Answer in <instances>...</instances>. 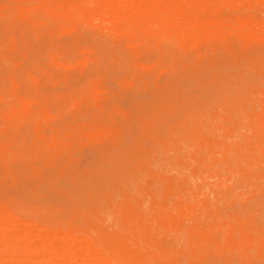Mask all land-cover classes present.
Listing matches in <instances>:
<instances>
[{
  "label": "bare ground",
  "instance_id": "bare-ground-1",
  "mask_svg": "<svg viewBox=\"0 0 264 264\" xmlns=\"http://www.w3.org/2000/svg\"><path fill=\"white\" fill-rule=\"evenodd\" d=\"M4 2V1H8V0H1L0 2ZM24 1H25V4H24ZM26 1H28V3H30L29 5H31V3H32V6H33V4L34 3H36L37 4V6L34 8V6H33V8L32 7H28V8H26L27 6H29V5H27L26 7H24L23 6V4L24 5H26ZM4 3H6V2H4ZM23 3V4H22ZM1 4V3H0ZM36 4H34V5H36ZM226 6H228L229 8H231V10L230 11H233V12H237V14H238V16H237V14H236V12H235V16H233V17H224V13L222 12L223 10V7H225V9H227L226 8ZM255 7H260V9L261 10H263L264 9V0H9L8 1V3H7V5L5 4V5H3V6H1L0 5V23H1V20H2V22L4 21L5 23H3L4 25L6 24V26H4V25H0V29L1 28H3L2 30H0L1 32L4 30V28H13L14 27V23L16 22V23H18V21L19 22H21V24L23 23V19H31V18H33V16H34V19L36 18V22L38 23V29L39 28H41L42 29V27H44L45 29L46 28H53L54 30H51V32L53 31H55V30H58V31H56V32H54V34L56 33H58L57 35H59L61 32L63 33V31L62 30H64V28H72V24H71V26H70V21H77V24H80V25H82V27H85V29L86 28H90L91 26H89V24H87L88 22H90L91 21V23L92 22H94V25H96L95 23H98L97 25L100 27V28H106V29H103L105 32H107L108 30H109V32L111 33V34H113V32H126V31H128L129 33H131V35H133L131 38H130V40L128 39V42H127V49H125L124 51H128V46L129 47H133L134 45V47H136V44L138 45L137 46V49H140V46L142 45V46H144V47H148V45L150 44H146V42H148V40L147 39H153V38H155L156 39V37L158 36L159 37V35H160V37H161V35L162 34H164V36H166L167 35V37H166V39L168 38V40H170V41H172V39L170 38L171 37V33L173 34V35H180V32L181 31H183L184 29H186V28H189V29H191V30H187V32H186V34H184V32L186 31H183V34L187 37V39H188V41H185V40H183V37L180 35V37H182L180 40V43H178L179 45H176L175 44V46H173L172 45V49H173V47H177L176 49L177 50H180L181 48H182V50L183 51H186V52H188L187 51V49H185V48H190V49H195V48H198V46H199V44H201L202 43V45L204 44V43H206L207 42V40H208V47H209V45H212L213 46V43H216V41H217V39H220L219 38V35L217 36V34H219V33H221V31L222 32H224V30L226 29V31L229 29V34L232 32L233 34H230V36L232 35V36H235L234 34L236 33V35L238 36V38H236L237 36H235V37H230L229 36V34H228V36H229V39H232V40H240L239 41V44H240V42H246V41H250V38L252 37V35L254 34H257V33H260V36L259 35H256V38L254 37V39H255V42H257V44H258V37L257 36H259V41L261 42L260 44H262L263 42H264V23L263 24H261L262 25V27H261V25H258V24H256L255 22H256V19H253V18H251L250 17V15H245V12H242V14L243 15H240L239 16V14H240V12L241 11H243V10H246V9H253V8H255ZM228 10V9H227ZM227 10H224L225 12L227 11ZM255 10H258V9H255ZM260 10V11H261ZM247 11H249V10H247ZM254 11V10H253ZM258 12H259V10H258ZM251 13V12H250ZM261 14H262V11L260 12ZM246 14H247V12H246ZM263 14H264V11H263ZM261 18V17H260ZM259 18V19H260ZM264 18V17H263ZM263 18H261L262 19V21H264V19ZM18 19V20H17ZM20 19H22V20H20ZM34 19H33V21L32 22H34ZM258 19V18H257ZM260 19V20H261ZM14 20H16L15 22H14ZM32 20V19H31ZM182 20V21H181ZM260 20H258L257 22H259ZM8 21H9V23H8ZM10 21L12 22L13 21V23H12V25L10 24ZM180 22H181V24H180ZM15 23V27L16 28H18V30H19V27H18V25ZM7 24H9V25H11V27L10 26H7ZM19 24V23H18ZM20 24V26H22ZM24 24V23H23ZM35 22L33 23V25L35 26ZM75 24V23H74ZM83 24H84V26H83ZM93 24V23H92ZM30 25H32V24H30ZM33 25L32 26H30L31 28H29V30L27 31V30H25V31H21L22 33H24V32H27V34L25 33L24 35H22L23 36V38H24V36H26L27 35V37H29V36H31L30 38H32V33L30 34L29 32H30V30L32 29L33 30ZM87 25H88V27H87ZM255 25L258 27V29L260 30L259 32H257V28L255 27ZM2 26H4V27H2ZM40 26V27H39ZM14 27V28H15ZM24 27V26H23ZM81 27V28H82ZM95 27H97V26H95ZM15 28V29H16ZM26 28V27H25ZM92 28V27H91ZM178 28H180L179 30H180V32L177 30ZM183 28V29H182ZM192 28H198V30H199V28H201V31L199 30L198 31V34L197 35H190V32H193V30L194 29H192ZM212 28H214V31H213V29ZM224 28V29H223ZM228 28V29H227ZM256 28V29H255ZM40 29V30H41ZM62 29V30H61ZM83 30H84V28H82ZM96 29H98V28H96ZM231 29L232 30H234V31H231ZM254 29L256 30V31H254ZM8 30V29H7ZM7 30H6V32H7ZM18 30H17V32H18ZM60 30H61V32H60ZM79 30H80V27H79ZM83 30H81V31H83ZM152 30V31H151ZM174 30H177V32H175ZM15 31V30H14ZM43 30H41V32H42ZM81 31H78V32H81ZM94 31H96L95 29H94ZM195 31V30H194ZM231 31V32H230ZM5 32V31H4ZM3 32V33H4ZM5 32V33H6ZM20 32V31H19ZM20 32V33H21ZM38 32H40L39 30H38ZM52 32V33H53ZM60 32V33H59ZM68 32V31H67ZM70 32H75V30L74 31H70ZM85 32L86 31H84V32H82V33H84L85 34ZM149 32H152V34H155L154 36H156L157 35V33H161V34H158L156 37H151V33H150V36L149 37H147V35L149 34ZM155 32V33H154ZM157 32V33H156ZM177 33V34H175V33ZM199 32H201V33H199ZM257 32V33H256ZM15 33V32H14ZM13 33V34H14ZM37 33V32H36ZM35 33V34H36ZM86 33H89V30L86 32ZM195 33V32H194ZM193 33V34H194ZM1 34V33H0ZM9 34H11L10 33V31L8 32V34H7V36L9 35ZM29 34V35H28ZM34 33H33V35H35ZM50 34V33H49ZM67 34V33H66ZM68 34H69V32H68ZM192 34V33H191ZM222 35L223 34H225L226 35V37H227V32L225 33H221ZM220 34V35H221ZM2 36H1V38H0V40H2V39H5V36L4 35H6V34H1ZM41 35H43V34H41ZM46 35H47V33H45V37H46ZM146 36V39H145V36ZM206 35V36H205ZM225 35H223V36H221V37H223V39H224V36ZM14 36V35H13ZM35 36H37V35H35ZM39 36H40V34H39ZM55 36V35H54ZM83 36V35H82ZM82 36L79 38L80 40H81V38H82ZM164 36L162 35V37H161V39H158V40H162L161 42H163L164 41V43H165V38H164ZM15 37H17L16 39L18 40V39H20V37H21V35L19 36V34L17 35V33H16V36ZM15 37H12V38H14L15 39ZM42 37V36H41ZM56 37V36H55ZM58 37V36H57ZM60 37H61V35H60ZM73 36L71 35V38H72ZM91 37V36H90ZM112 37H115V35L114 36H112ZM157 37V38H158ZM193 38V39H191V40H189V38ZM202 37H208V38H211V39H207L206 40V38H204L203 40H204V42H202L203 40H202ZM225 37V38H226ZM28 39L29 41H28V43H29V45H30V42H33V41H36L37 40V38L36 39H33L32 38V40L33 41H30L31 39ZM47 39L49 38V37H46ZM70 38V39H71ZM74 38V37H73ZM170 38V39H169ZM234 38H236V39H234ZM16 39H15V41L12 39V40H10V38L8 37V40H10L9 42H7V43H4V44H8V45H10V47H15L16 46V43L19 41V43L22 41V43H21V46H22V48H25L24 50H28L27 49V47L26 46H24V42H25V40H18L17 42H16ZM39 39V38H38ZM41 39V38H40ZM39 39V40H40ZM45 39V38H44ZM47 39H45L46 41H48ZM61 39H62V37H61ZM64 39V38H63ZM103 39L105 40V36L103 37ZM151 39V40H152ZM155 39H153V40H155ZM176 39H177V41H178V37H176L174 40H175V42H174V40H173V42L174 43H176ZM254 39L252 40V38H251V40H252V42H250V43H247V44H245L244 43V46H247V47H250L249 46V44H251V43H253V41H254ZM256 39H257V41H256ZM6 40V39H5ZM39 40H37V43L39 42ZM53 40H55V39H53ZM66 40H69L68 38L66 39ZM157 40V39H156ZM200 40H202V41H200ZM41 42H44V41H42V40H40ZM69 41H71V40H69ZM83 40H81L80 42H82ZM169 41V42H170ZM219 41V40H218ZM224 41V40H223ZM52 42H54V41H52ZM59 42H63V41H59ZM79 42V43H80ZM84 42V41H83ZM81 43V45L82 44H87V43ZM150 42V41H149ZM153 42V41H152ZM156 42V41H155ZM159 42V41H158ZM167 42V41H166ZM201 42V43H200ZM24 43V44H23ZM27 43V44H28ZM55 43H56V41H55ZM78 43V42H77ZM94 43V42H93ZM98 43V42H97ZM101 43L102 42H99L98 44L99 45H101ZM136 43V44H135ZM168 43V42H167ZM219 43H222V41L220 40V42ZM18 44V43H17ZM27 44H25V45H27ZM40 44V43H39ZM68 45L70 44V43H67ZM75 44V43H74ZM73 44V45H74ZM103 44H105V43H103ZM108 44H109V42H108ZM153 44H154V42H153ZM163 44V43H162ZM255 44V43H254ZM7 45V46H8ZM20 45V44H19ZM34 45H35V43H34ZM37 45V44H36ZM35 45V46H36ZM46 45V44H45ZM62 45V44H61ZM119 45V44H118ZM154 45H156V44H154ZM168 46L169 45H171V43H169V44H167ZM217 45H219V44H217ZM241 45H243V44H241ZM239 46V47H241L242 48V46ZM263 45V44H262ZM3 46V45H2ZM7 46H6V48H7ZM39 46V45H38ZM42 46H44V44L42 45ZM55 46H58L57 44L55 45ZM54 46V47H55ZM71 46H72V44H71ZM83 46V45H82ZM81 46V47H82ZM96 46V42L94 43V46L91 48L90 47V45L88 46V45H86L85 47H86V49L84 50L85 52H86V50H90L89 51V53L88 54H90V52H91V54H92V56H90V57H86V56H84V58L83 57H81V54H78V56L75 54V52H73L72 50H71V47L69 48L70 49V52L71 53H73V54H75L77 57H79V55H80V59H84V61L83 60H81V63H82V61H83V63L82 64H84V66L86 65V68L89 66L90 68L92 67L93 68V66H101V65H99V64H96L95 63V65L94 64H92V62L93 61H91V60H96V57H97V59H98V54H97V52H94V51H99L98 50V45H97V47L96 48H94ZM106 46L107 45H105V48H106ZM110 46V45H109ZM164 46V45H163ZM165 46H166V43H165ZM165 46H164V49H165ZM179 46H181V47H179ZM204 46V45H203ZM19 47V46H18ZM18 47H16L15 49H17V50H19V48ZM31 47V46H30ZM34 47V46H33ZM45 47V46H44ZM52 47V46H51ZM62 47H63V45H62ZM65 47V46H64ZM67 47V46H66ZM69 47V46H68ZM67 47V48H68ZM80 47V49H81V53H83L84 51H83V48H81ZM87 47H89V49L87 48ZM100 47H102V45L100 46ZM154 47L155 46H151V48H153V50H154ZM179 47V48H178ZM213 47H215V45L213 46ZM263 47H264V45H263ZM262 47V48H263ZM5 48V49H6ZM53 48V47H52ZM74 48V47H73ZM78 48H79V46H78ZM91 48V49H90ZM104 48V47H103ZM102 48V50H104ZM204 48H207V47H204ZM204 48H202L203 49V53H205V52H207V51H204ZM212 48V47H211ZM245 47H243V49H244ZM1 50H3L4 48H0ZM5 49L3 50V51H5ZM7 49H9V50H7L8 52L9 51H11L12 49H10L9 47L7 48ZM44 49V48H43ZM45 49H46V47H45ZM51 49V48H50ZM54 49V48H53ZM52 49V50H53ZM64 49V48H63ZM92 49H93V51H92ZM95 49V50H94ZM100 49V48H99ZM123 49H124V47H123ZM122 48H121V50H123ZM157 49H163V47L161 46V43H157V46H156V50ZM164 49H163V52H164ZM185 49V50H184ZM248 49V48H247ZM131 50V49H130ZM189 50V49H188ZM211 50V49H210ZM235 50V49H234ZM238 50V49H237ZM249 50V49H248ZM247 50V53H249V51ZM261 50V49H260ZM19 51H21V50H19ZM62 51H64V50H62ZM76 51V50H75ZM87 51V52H88ZM123 51V52H124ZM174 51H176V50H174ZM216 51V50H212V51H210L209 52V54H211V53H214V52ZM8 52H6L7 54H8ZM15 52V54H16V52L17 51H14ZM24 52V51H23ZM30 52H32V51H30ZM37 53H39L38 51H36ZM53 52V51H52ZM55 52H57V51H55ZM54 52V53H55ZM69 52V53H70ZM77 52H79V51H77ZM104 52V51H103ZM123 52H120L121 53V55H120V53H118L117 54V52H115V55L117 54V56L119 57V55L121 56V58L119 57V60H121V59H123L122 58V56H123ZM134 52V51H133ZM144 52H146V51H144ZM149 52V51H148ZM150 52H152V51H150ZM168 52H169V50H168ZM171 52H173V51H171ZM190 52V51H189ZM188 52V53H189ZM231 52V51H230ZM229 52V53H230ZM237 52V51H236ZM254 52H256V51H254ZM254 52L252 51L251 53H249V54H251V55H253V57L256 59V57L254 56ZM258 52V51H257ZM255 53V55H258V56H264V54L262 53V52H264V51H262L261 50V52H260V55L258 54V53ZM12 54H13V52H11ZM20 53V52H19ZM22 53V52H21ZM26 55L25 56H27L28 54H29V52L28 51H26ZM34 53V52H33ZM33 53H31V54H29L28 56H30V57H32V56H34L33 58L35 59V62L36 61H39L38 59H39V57H37L36 55H33ZM66 53H67V51H66ZM68 53V54H69ZM110 53H112V51L111 52H109V54ZM138 53V52H137ZM136 53V51H135V55L137 54ZM139 53H141V51L139 52ZM139 53H138V55H139ZM216 53H219L218 52V50L216 51ZM223 52H221V54H222ZM253 53V54H252ZM1 54V53H0ZM42 54H44V53H42ZM46 54H48V58L50 59V61H47L46 63H50L52 60H55V56L57 55V53H55V56H54V54L53 53H51V52H48V53H45V56H46ZM59 54V53H58ZM73 54H69V56H71V57H69L68 59H72V60H70L71 61V63H72V61H73V58H76V56L75 57H73ZM87 54V55H88ZM99 54H101V53H99ZM105 53H103V55H104ZM108 54V53H107ZM124 54H125V52H124ZM150 54H152V53H150ZM157 55V53H155L154 52V55ZM207 54H208V52H207ZM11 55V54H10ZM22 55H24V54H21V57H22ZM32 55V56H31ZM102 55V54H101ZM102 55V57L101 58H104V56ZM126 55V54H125ZM128 55V54H127ZM125 56V58L123 59V61L124 60H129L130 58H132V54H131V56ZM137 55V56H138ZM165 54H163L162 56H164ZM169 55H171V53L169 54ZM179 55L180 56H182V54L181 53H179ZM175 56L176 58L178 57V58H180V59H178L177 60V63L178 64H180L181 65V63H179V61L181 60V57L180 56ZM189 55V54H188ZM200 53L199 52H197V56L198 57H200ZM17 56V55H16ZM15 56V58H16V60H19V56L20 55H18V58ZM28 56H27V60H26V58H25V62L27 63L28 62ZM42 57V58H40V60L42 59L43 60V58H44V60L46 59L47 60V57ZM63 56V55H62ZM83 56V55H82ZM184 53H183V57L182 58H184ZM202 56V55H201ZM220 56V55H219ZM11 57H12V55H11ZM20 57V60H19V63L21 64V60H23L24 59V57L23 58H21ZM56 57H58V56H56ZM59 57H61V56H59ZM58 57V63L59 64H56L57 65V67L63 62L60 58ZM65 57H67V56H65ZM107 57V56H106ZM128 57V58H127ZM166 57V60L168 59L167 57L168 56H165ZM164 57V58H165ZM169 57H171V56H169ZM175 57L173 58V57H171L172 59H174V60H176L175 59ZM195 57H196V55H195ZM204 57V56H203ZM205 57H207L208 58V56H205ZM228 57V56H227ZM231 57V56H230ZM246 57V56H245ZM4 57H2L1 56V60H4L3 62H1V60H0V63L1 64H3V65H1L2 67L1 68H4V69H6V71L8 70L7 68H8V65L7 64H10L11 62L9 61V60H6V59H3ZM14 58V57H13ZM14 58V59H15ZM62 59H63V57H61ZM100 58V59H101ZM109 59H110V55H109V57H108ZM108 58H105V60L106 59H108ZM207 58H205V62L204 63H206V60H207ZM215 57L213 56V58H211V61L210 62H212V59H214ZM77 59V58H76ZM99 59V60H100ZM160 59V58H159ZM162 59H163V57H162ZM171 59V60H172ZM187 59V58H186ZM185 59V60H186ZM192 59V58H191ZM204 59V58H203ZM215 59H217V57L215 58ZM255 59H253V60H251V61H253V64L254 63H256V61H254ZM258 59V58H257ZM262 59V58H261ZM15 60V61H16ZM32 60V59H31ZM60 60V61H59ZM78 60V64L80 65V61H79V58L77 59ZM117 61V63L118 62H121V64L123 65L124 63L122 62V61ZM154 61L156 60V59H153ZM165 60V59H164ZM164 60H161V62H163V63H166V62H164ZM171 60L169 61L170 63H171ZM188 60V59H187ZM194 60H196V58L194 59L193 58V61ZM207 60V61H208ZM232 60V59H231ZM246 61H247V58L245 59ZM245 60H243V63H245L244 61ZM7 61H9L10 63H7L6 64V62ZM91 61V65H93V66H91V65H89L90 63H88V62H90ZM97 61V60H96ZM101 61V60H100ZM108 61V60H107ZM110 61H111V59H110ZM184 61V60H183ZM190 61V60H189ZM204 61V60H203ZM209 61H208V63H209ZM250 61V60H249ZM5 62V63H4ZM17 62V61H16ZM29 62H30V60H29ZM28 62V63H29ZM31 62H33V63H35L34 61H31ZM112 62V61H111ZM124 62H126V61H124ZM147 62V61H146ZM168 62V63H169ZM186 62V61H185ZM191 62H192V60H191ZM191 62H189V63H191ZM202 62V61H201ZM233 62V61H232ZM242 62V61H241ZM257 62L259 63L260 62V58L257 60ZM36 63H38V62H36ZM35 63V64H36ZM70 63V62H69ZM69 63H66V64H64V65H68ZM70 63V64H71ZM94 63V62H93ZM98 63V62H97ZM155 62H153V64H154ZM159 63V62H158ZM158 63H155L154 65H158ZM170 63L169 64H167L168 66H166V67H169V66H172V67H170L171 68V70H170V68H166L165 66H163L162 65V68L163 67H165V68H163V70H162V68H160V66H159V68L158 69H160L161 70V72H163V71H165L166 72V70L165 69H168L167 70V72H166V74H168V76L169 75H171L172 76V80H173V78L174 77H176V76H174V74L176 75V73L175 72H177L178 70H180L181 71V69L183 68L182 66H184V65H179L178 67H181V69L180 68H178V70L176 71V69H177V66H173V65H170ZM176 63V64H177ZM187 63V62H186ZM194 63V62H193ZM192 63V64H193ZM198 63V62H197ZM196 63V64H197ZM203 63V62H202ZM207 63V64H208ZM216 63V62H215ZM223 63V62H222ZM227 63H228V61H227ZM225 64V62H224V64H221V68H222V66L223 65H228V64ZM230 63V62H229ZM252 63V62H251ZM7 66V67H5V65ZM11 64H14V63H11ZM22 64L24 65L25 63L24 62H22ZM30 64V63H29ZM29 64H25L26 66H28ZM69 64V65H70ZM75 64L77 65V62H75ZM75 64H73L74 65V67L72 66V65H70L72 68L71 69H74L75 67H77V66H75ZM150 64H151V62H150ZM152 64V66H154ZM175 64V63H174ZM177 64V65H178ZM211 64V63H210ZM210 64H208V66L210 65ZM233 64V63H232ZM14 65H16V64H14ZM22 65V66H23ZM39 65V64H38ZM41 65V64H40ZM44 64H42V66H43ZM56 65H54V66H56ZM62 65V67L61 66H59L58 68L60 69V71L63 69V64H61ZM122 65H120V66H122ZM143 65H145V64H143ZM164 65H166V64H164ZM188 65H190V64H188L187 63V66ZM194 65H195V63H194ZM212 65V64H211ZM231 65V64H230ZM4 66V67H3ZM11 67H13L12 65H10ZM22 66H21V68H22ZM32 66V65H31ZM41 66V67H42ZM46 66H47V64H46ZM66 66H64L66 69H67V67ZM82 66V65H81ZM95 66V67H96ZM137 66V65H136ZM134 67V69H136V68H138V67ZM185 66H186V64H185ZM203 66V65H202ZM208 66H203L201 69V71L200 72H196L197 73V75L196 74H191L192 75V77L193 76H195V77H193L192 78V86H194L193 87V89L195 90V91H193V89L191 88V85H186V83L188 82H185V85L187 86V88H190V89H192V90H189V91H192V92H189L185 87V89L186 90H184L183 91V93L185 94V96H184V98H182L181 99V96L183 97V95L181 94V96H179L180 97V99H177V98H175V94L173 95L174 96V99H176V100H173L171 97H173L171 94H170V96H168V95H166L165 97H164V99H163V101L159 104V105H155V106H153V101H154V96H149V97H153V101H152V108L150 109V110H148L150 113H148V117L146 116V114H144V112H143V116L141 115V119L142 118H144V116H146L145 117V119L147 120V122L145 121V122H143L142 123V125H141V123L139 122V125H141L140 126V128H139V126H137L136 127V123L138 122L136 119V117L137 116H139L140 115V113L138 114V115H136V119L134 118V116H132L133 117V119H135L136 120V123H135V126L134 127H136V128H139V129H136L135 130V133H136V131H137V134H136V136L134 135V131L132 130V128H131V130H129L128 131V134L129 135H127V133H126V135L128 136V139H126V140H123L124 139V137H126V136H121L122 138H120L119 136H117V134H115L117 137H119L118 139H120L119 141V146H117V152L116 153H112V156L110 155V157H108L107 159H106V154L104 155L103 153V156L105 157V158H102V157H100L101 159L99 160V161H97L96 162V165L89 171H87V169H86V171L87 172H89L88 174H86L85 175V177H77V176H75V178H70V177H66V176H69L70 174H71V176H72V173L73 172H71V173H68L67 175H66V172L64 171V173H65V177L64 176H61L60 177V173L61 172H57V171H59L58 169L57 170H52L51 169V171H54L55 173H58V177H57V175H56V177L55 178H58V181H60L59 180V177L60 178H62L63 177V180H62V182H63V184H62V182L61 183H59V185H56V184H58L57 182H55V181H57L54 177V180H53V178L52 179H50L53 175H51V174H49L48 175V178H46L47 180H49L48 182H49V184L51 183V185H56L53 189V191H55L56 190V188H57V193H55L56 195L55 196H53L52 197V195H54V193L52 194V193H48L47 195L48 196H46L45 195V197H47L48 198V200L47 201H49V199H51V201H53L54 199H56V201L54 202V203H49V202H47L46 203V200H45V197H44V193H43V191H42V193H41V190L40 191H38L39 193H40V195H35V197L34 198H30V199H28V198H26V195H28L29 197H31L30 196V194L29 193H27L26 195H25V199H28V202H30V200L32 201V203H30V204H32V206H33V210L35 211V209L36 208H38L37 210H39V208L41 207V206H43V208H40V209H46L45 211H47L48 209H49V211H47L46 213H48V212H50V211H54V212H52L51 214H53L54 215V213L55 212H58V210H59V212L61 213L60 215H64V213H65V215L67 214V212H69L68 211V209L70 208L68 205V207L67 206H65V204L63 205V203H62V201L63 200H61V198H62V196H61V198H60V194H62V195H64V197L62 198V199H65V198H67V199H74V198H77L78 196H77V192H79V198H80V201H81V208L80 207H76L75 208V210L74 209H72V212H73V210H74V214H78V215H81L83 218H81V217H79L78 216V218H81L82 219V221L85 219V220H89V223L92 221L93 222V224H96V222L94 221V220H92L93 218H95V219H101V218H109L110 219V217H105V216H108V213H111V212H113L115 215L117 214V215H119V217H120V212H124V213H127L126 211H127V209H126V211H124V209L125 208H123V206L125 207L127 204H130V202H128V201H126L125 200V197L128 195V193H126V194H121V192L125 189V191L127 190V189H130L131 190V192H132V190L134 189V191L135 190H137L136 191V193H138L139 195H136V196H140L141 194V192H138V190H140V188H141V182H142V184H145L142 180H144L145 181V179L147 178V177H154V179L156 178H159V176H160V174H162L163 173V176H168V174H171L170 172L167 174L166 172V174L167 175H165V173L163 172V171H165V169L168 167H170V168H172V170H174L173 168H175V169H180L181 167L183 168V166H186L185 165V163L183 164V166H181L182 165V161L180 162V160H186L185 158H187V160L188 161H186V162H189L190 163V161L189 160H191L192 162H193V158H194V160L196 161L195 163L197 164V165H192L191 166V164H194V163H192L191 162V164H189L188 165V163H187V165L188 166H191V167H193V166H196V169H195V171H199V170H202V168H203V170H204V167L205 166H207L208 167V169H209V171L212 173L213 172V168L214 169H216L217 170V173L215 172V170H214V172L212 173V174H210V172L208 173V175L210 174V176H208L207 174H206V170H207V168L205 169V171H201V172H203V174H202V177L203 176H205V175H207L208 176V178H210L209 180H211V178H212V180L211 181H215L213 184H215L216 182H219L218 181V179H215V178H218V174H220V172H221V174L220 175H224L225 176V174L227 175L228 173H230V172H232V173H230V175L228 174L227 175V179L225 178V179H223V181L225 180V182L228 180V182L230 181V183L232 184H234V183H236V185H239L240 183L242 184L243 183V185H239L240 187H238L239 189L243 186V188L245 189V187H246V190L244 191V189L243 188H241V190H243V192L241 191V190H237L238 188L236 187V185H233V186H235L237 189H235L234 190V188L233 187H228L227 189H226V191L227 190H229V192H230V190H231V194L229 193V192H226V191H224L225 193L224 194H226V195H223L222 196V199H225V200H227V199H234L235 200V198H237V200H236V203L237 202H239L241 199L240 198H243V200H244V198H247L246 199V202L248 203V202H250L249 201V199H248V195H252V194H255V196L257 197L258 195H256L257 194V192H259L260 193V197L261 196H264V195H261V194H264V82H262V81H260V83H257L259 80H261V79H258V81H255L254 82V78H253V75L255 74L254 72H258L257 70L256 71H254L253 73L254 74H252V69H251V67L250 68H248V66L246 67V70H244V68H242V67H240L241 69H239V72H238V74H229V71L228 72H226L227 74H228V76L226 75L225 76V74L226 73H224L223 71L224 70H222V69H219V67L215 64V68L214 67H208ZM233 66H235V65H233ZM239 66H241V64L240 65H238V67ZM260 66H261V64H260ZM11 67H9L10 68V70H14L13 72L15 73V75H17L16 77L17 78H15V76H14V79L12 78V79H10V77L8 78V81H9V79H10V81H9V83H10V86H9V84L8 83H5V82H3L2 81V84L4 85V86H2V84H1V82H0V84H1V87H0V89H2L3 87H5V85L6 84H8V85H6L7 87H8V90H7V87H5V89L6 90H3L4 92L6 91H9L7 94H8V99L10 100V99H12V100H10L11 102L10 103H6V101L8 100L7 99V94H5V93H2L3 95H5V96H3V95H0V116H1V118H0V121H1V119L3 118L4 120H5V122H3L4 120H2L1 121V125H0V129H2V125H5L6 127H7V129H9L10 130V125H8V124H10V123H16V125L18 126V128L20 129V131H19V133H21V131H22V129L24 130V124L23 123H25V127H27L26 125H28V123L30 122V121H28V123H26V121H27V117L29 118V113H30V109H29V107H30V105H33V104H38L37 105V108L41 105V103H42V100L41 101H39L40 99L38 98V97H36V98H31V100H30V95H32V94H30L29 96L28 95H26V98L28 97V99L30 100V101H28V100H26V99H24V98H22V96L25 94V93H22V96H21V94H20V92H23L25 89L24 88H27V87H29V88H32V86L33 85H35V84H33L34 82L35 83H37V81L35 80V79H32V78H30V77H35V78H39L40 76H39V74L41 73V71L43 70V69H41L40 70V68H37V67H35V68H33V67H29L30 68V71H31V69H34L33 70V72L35 71L36 72V70H37V72L40 70V72H34V74H36V75H29L28 77L27 76H25V77H22V76H20L21 74H23V73H21V71L22 70H24V69H18L19 67H17V65L15 66V67H17L16 69H18V71L20 72V74H19V76H20V79H24V78H26L27 80L28 79H30V81L31 80H33L32 81V84L33 85H31V87H30V82H29V80H28V83L26 82H24L25 83V85H23V82H21L22 80H20V82L21 83H19V79H18V72H17V70L16 69H11ZM44 67H45V65H44ZM44 67H42V68H44ZM48 67V66H47ZM47 67H45L44 68V70L46 69L47 70ZM127 67V63L125 64V66H124V71L126 72L127 71V69H128V67H127V69H125ZM174 67V68H173ZM189 67V69H191L193 66H188ZM188 67H186V69L185 70H187V68ZM216 67H218V68H216ZM0 68V69H1ZM52 68H54V67H52ZM51 68V70H53ZM62 68V69H61ZM68 68H69V66H68ZM91 68V70L93 71V69ZM100 68V67H99ZM98 68V70H94L95 71V73L98 71L99 72V70L101 69L102 70V66H101V68L99 69ZM172 68L174 69L173 71H172ZM176 68V69H175ZM230 67L229 66H227L226 68H224V69H228V70H235L234 72H236V70L237 69H229ZM233 68V67H232ZM255 68V67H254ZM260 68H262V67H260ZM27 69V68H26ZM39 69V70H38ZM49 70H47V73H50L49 71H50V67L48 68ZM55 69V68H54ZM65 69V70H66ZM134 69H132V71H131V73L133 72V70ZM153 69V68H152ZM219 69V70H218ZM249 69V70H248ZM251 69V70H250ZM28 70V69H27ZM45 70V71H46ZM65 70L63 69L62 70V73L63 72H65ZM81 70V69H80ZM90 69H88L87 68V71H86V69H85V72H84V75L86 74V77L87 76H91V73L89 72V71H91ZM100 70V71H101ZM123 70V69H122ZM121 70V71H122ZM184 70V71H185ZM192 70V69H191ZM220 70H222V71H220ZM262 70V69H261ZM0 71H4V70H0ZM29 71V70H28ZM45 71H42V73L43 72H45ZM103 71H104V68H103ZM123 71V72H124ZM130 71V70H129ZM159 71V70H158ZM157 71V72H158ZM183 71V72H184ZM33 72H32V74H33ZM56 72H58L57 71V69H56ZM79 72V71H78ZM90 73V74H88V73ZM105 72H106V69H105ZM105 72H103L104 74H106ZM122 72V73H123ZM125 72H124V74H125ZM160 72V71H159ZM158 72V73H159ZM160 72V73H161ZM165 72H164V74H162L163 76H164V78H163V80L164 79H167V76L165 75ZM169 72H172V74L170 73L169 74ZM173 72H174V74H173ZM186 72H189V71H186ZM185 72V73H186ZM221 72H223L224 74L222 75L221 74ZM9 73V72H8ZM8 73H6V72H4V74H7L8 75ZM24 73L25 74H27V72L26 71H24ZM55 73V72H54ZM53 73V74H54ZM62 73L60 74L61 76H62ZM94 73V74H95ZM102 73V72H101ZM130 72L129 73H127V74H125L124 76H125V78L124 79H126V80H130V79H128L129 78V74H131ZM159 73V74H160ZM3 73L2 74H0V75H2V76H4V77H6L5 75H4ZM53 74H52V76H53ZM88 74V75H87ZM43 75H45L44 73H43ZM42 75V76H43ZM51 75V74H50ZM49 75V77H51ZM97 75V74H96ZM99 75H100V72H99ZM103 75V74H102ZM123 75V74H122ZM156 76L155 77H158L157 76V73L155 74ZM179 75H181V74H179ZM183 75H184V73H183ZM187 75H189V73H187ZM190 75V76H191ZM8 76H12L11 74L10 75H8ZM38 76V77H37ZM47 77H48V75H46ZM59 75H57V77H58ZM127 76H128V78H127ZM166 76V77H165ZM189 76V77H190ZM255 76V75H254ZM257 76V75H256ZM255 76V77H256ZM22 77V78H21ZM45 78V76H44V78H39V79H41V81L43 82L44 80L43 79H46V81L44 82V83H46V85L45 86H47V79H49V81H48V85L51 83V82H54V81H51L50 80V78ZM96 76H94L93 78H95ZM122 77V76H121ZM120 76L117 78V76L115 77L116 78V80H118L119 78H121ZM131 77H132V74H131ZM184 77H185V75H184ZM224 77V79H222ZM55 78V77H54ZM71 78H73V77H71ZM70 78V79H71ZM83 78L85 79V77L83 76ZM180 78L181 77H179V79H178V77H177V79L178 80H180ZM186 78V77H185ZM191 78V77H190ZM219 78L221 79V81H219ZM257 78H258V76H257ZM256 78V79H257ZM262 79L264 78V76H262L261 77ZM6 79V78H5ZM38 79V80H39ZM58 79H61L60 77H58ZM63 79V78H62ZM77 79V78H76ZM96 79V78H95ZM95 79H94V82H96L95 81ZM102 79H103V77H102ZM136 79V78H135ZM135 79H133L135 82H137ZM154 79V78H153ZM181 79H183V78H181ZM187 80L189 79V78H186ZM0 80H2L1 79V77H0ZM7 80V79H6ZM5 80V81H6ZM25 80V79H24ZM54 80H56V78L54 79ZM81 80V79H80ZM86 80H87V78H86ZM121 80H123V77L121 78ZM132 80V79H131ZM133 80H132V83L134 84V82H133ZM139 80H141V79H139ZM138 80V81H139ZM152 80V79H151ZM159 80H162V79H159ZM162 80V81H163ZM178 80H173L174 81V83H175V81H177V83H178ZM264 80V79H263ZM26 81V80H25ZM71 81V80H70ZM88 81V80H87ZM87 81H86V85H87ZM125 81V80H124ZM190 81V80H189ZM42 82H40L41 84H40V87L44 84V83H42ZM62 82V81H61ZM76 82V81H75ZM128 82V81H127ZM127 82L125 83V84H127ZM152 82V81H151ZM167 82V81H166ZM181 82V81H180ZM179 82V83H180ZM54 83H57V82H54ZM53 83V84H54ZM63 83V82H62ZM61 83V84H62ZM77 83H79V80L77 81ZM118 83H120V85H121V83H122V81L120 82V80H118ZM138 83V82H137ZM142 82H140V85H142L141 84ZM143 83H145V81H143ZM146 83L148 84V82L146 81ZM161 83V82H160ZM169 84H171L170 82H168ZM167 83V84H168ZM21 84V85H20ZM27 84L29 85V86H27ZM52 84V83H51ZM70 84H75L74 82H72V83H70ZM70 84L68 85V83H67V85L68 86H70ZM116 84H117V81H116ZM124 84V83H123ZM136 84V83H135ZM134 84V85H135ZM146 84V86L148 87V85ZM153 84V83H152ZM152 84H150V85H152ZM163 85L165 84V82H163L162 83ZM162 84H160V85H162ZM59 85H60V83H59ZM98 84H95V83H93L92 81H89V84H88V87L87 88H82V89H85V90H81L80 91V93H79V91H77V90H79V89H73V90H76L77 92H78V94H75V93H72V94H74L73 96H72V101L70 102V104L67 102L66 104H67V107H69V106H71L70 108H71V110L72 109H74V114L76 115V114H78L77 113V111H76V108H74V107H76V105L75 104H78L79 103V106H83L84 107V109L86 110V108H88L89 107V105H88V107H87V105H85V104H83V103H80L81 101H80V97H82L83 99L86 97L87 99H89L91 96V101L93 100V98L94 99H96L97 97H98V95L97 94H99L101 91L105 94V92L104 91H106L105 89H103V90H101L100 89V87H98L97 86ZM138 85V84H137ZM177 85V84H176ZM175 85V87H179V85H177L176 86ZM23 87V89H20L21 87ZM24 86H27V87H24ZM50 86V85H49ZM58 86V85H57ZM78 86V85H77ZM81 86H83V85H81ZM81 86H80V88H81ZM118 86H119V84H118ZM123 86V85H122ZM121 86V88H119V89H123L124 90V88H126L127 86H129L128 88H129V90H132V88H131V84H130V82L127 84V85H125V87L123 86L122 87ZM154 86V85H153ZM155 86H157L156 84H155ZM169 86H173V84H171V85H169ZM39 87V88H40ZM84 87V86H83ZM90 87V88H89ZM120 87V86H119ZM135 87V86H134ZM133 87V88H134ZM166 87V86H165ZM165 87H161L162 88V90H165V89H167V88H169V87H167V88H165ZM175 87H173V88H175ZM177 87V89H181V88H178ZM35 88H36V86H35ZM141 88H142V86H141ZM149 88V87H148ZM147 88V89H148ZM19 89H20V91H19ZM89 89H91V90H89ZM101 91H100V90ZM155 89H157L156 87H155ZM154 89V90H155ZM171 89V88H170ZM176 89V88H175ZM176 89V90H177ZM183 89V88H182ZM21 90H23V91H21ZM30 90H34V92H36L35 91V89H34V86H33V88L32 89H30ZM40 90V89H39ZM89 90V91H88ZM142 90V89H141ZM144 90V89H143ZM149 90V89H148ZM1 91V90H0ZM17 91L19 92L18 94H20V96H17ZM41 91V90H40ZM65 91V90H64ZM63 91V92H64ZM70 91H72V90H70ZM70 91H69V89H68V92L70 93ZM98 91H99V93H98ZM147 91V90H146ZM2 92V91H1ZM42 92V91H41ZM40 92V93H41ZM62 91H60L59 93H61ZM166 93H167V90L165 91ZM188 92L191 94V95H193L194 94V92H195V94L192 96V97H190L189 95H186V94H188ZM40 93H38V94H40ZM59 93L56 95V94H54V96L55 97H53V103L55 102V101H57V99H59L61 96H59ZM65 93V92H64ZM67 93V92H66ZM66 93L65 94H61L62 95V97H63V95H64V98L66 99V101H68L67 99H68V97L66 98L65 97V95H66ZM106 93H109V92H107L106 91ZM152 93H153V91H152ZM1 94V93H0ZM101 94V93H100ZM110 94V93H109ZM106 95V98H107V96L108 97H112V93L110 94V95ZM126 94V93H125ZM161 94V93H160ZM35 94H33V96H34ZM68 95V94H67ZM66 95V96H67ZM96 95H97V97H96ZM158 96H159V94H157ZM156 95V96H157ZM162 95V94H161ZM160 95V96H161ZM177 95H179V94H177ZM10 96V97H9ZM57 96H59V97H57ZM68 96H70V95H68ZM90 96V97H89ZM155 96V97H156ZM159 96V97H160ZM162 96H164V94L162 95ZM6 98V101H5V103H6V106H4V102H2L3 101V98ZM39 97H41V96H39ZM57 97V98H56ZM104 96H102V98H103ZM186 97H188V98H186ZM190 97V98H189ZM47 99H48V97H46ZM46 98H44V96H43V101H48ZM98 98H100V97H98ZM97 98V99H98ZM102 98H101V100H102ZM125 98V97H124ZM163 98V97H162ZM46 99V100H45ZM112 99H114V101L112 100ZM147 99H149V98H147ZM152 99V98H151ZM157 99V98H156ZM159 99V98H158ZM8 100V101H9ZM61 100H63V99H61L60 98V101ZM70 100V99H69ZM107 101V99H105V98H103V101ZM122 100H124V99H122ZM122 100H121V102H119V104H118V108L120 109V105L122 106V107H126V104L125 105H123V104H121L122 103ZM142 100V99H141ZM141 100H139V101H141ZM143 100H145V99H143ZM65 101V102H66ZM88 101V100H87ZM90 101V102H91ZM98 100H96V101H94L93 100V102H97ZM105 101V103L104 104H106V110L108 109L109 110V112H110V109H109V107L111 108V107H114V106H110L111 104H112V101H113V104H114V102H115V98L113 97V98H111L110 100H108L107 102ZM157 100H155L154 101V103L156 102ZM49 102V101H48ZM89 102V101H88ZM87 102V103H88ZM89 102V103H90ZM92 102V103H93ZM110 102H111V104H110ZM148 102V101H147ZM146 102V103H147ZM1 103H3V107H2V104ZM40 103V104H39ZM46 103V102H45ZM60 103V102H59ZM59 103H58V107H59ZM91 103V104H92ZM138 103L139 102H136L135 104H137L138 105ZM150 103V102H149ZM148 103V104H149ZM159 103V102H158ZM63 104H64V100H63ZM75 105V106H73V105ZM80 104H82V105H80ZM116 105H117V103H115ZM135 104H133V105H135ZM155 104H157V103H155ZM48 105H49V103H48ZM47 105V107H50V109H49V112L47 113L46 112V114H49V115H51L50 114V111L53 109L50 105L48 106ZM62 105V104H61ZM85 105V106H84ZM115 105V106H116ZM133 105L132 106H130V107H132L133 108ZM73 106V107H72ZM91 106V105H90ZM97 105H95L94 104V107L96 108H94L93 107V104H92V107H89V108H91V110L93 109H95V112H96V110H98L97 109V107H96ZM32 107V106H31ZM36 108V106L35 105H33V108ZM46 107V108H47ZM58 107H57V109H58ZM66 107V108H67ZM99 107V110L98 111H101V109H100V105L98 106ZM122 108L123 110L124 109H126L125 110V112H127V107L126 108ZM147 107V106H146ZM146 107H144V108H141V110L142 109H144V110H146ZM2 108V109H1ZM32 108V109H33ZM52 108V109H51ZM60 108V107H59ZM65 107L64 108H62V111H63V109H66ZM80 108V107H79ZM88 108V109H89ZM129 108V107H128ZM139 108V107H138ZM40 109V108H39ZM78 109V108H77ZM80 109H83V108H80ZM79 109V110H80ZM83 109V110H84ZM86 110V113H87V111H89L88 112V114H91L92 112H93V110L90 112V110ZM103 109V108H102ZM130 109V108H129ZM68 110V108L65 110V111H67ZM84 110V111H85ZM104 110H105V108H104ZM112 110H114V109H112L111 108V111ZM117 110V109H116ZM35 111V110H34ZM38 111V110H37ZM37 111H35V113L37 112ZM81 112L80 113H85L84 111H82V110H80ZM115 111V110H114ZM122 111V110H121ZM120 111V114H117V115H121L120 117L122 118L123 117V113H125V112H121ZM135 111V110H134ZM136 111H139L138 109L136 110ZM42 112V113H41ZM51 112H53V116H51V118L52 117H54V119H56V118H58V117H56L55 118V116H54V111H51ZM61 111L59 110V112L57 111V113H60ZM113 112V111H112ZM112 112H110L111 113V115L114 117V115L113 114H115V112L116 113H119V111L117 110V111H115L113 114H112ZM132 112V115H133V111H131ZM31 113H33V115H35V116H38V114H39V111L35 114L34 112H31ZM40 113H41V118H43V111H40ZM70 113H72V111L70 112V109H69V113L67 112V114L66 113H64V111H63V115H68V114H70ZM105 113V112H104ZM110 113H108V114H110ZM61 114V113H60ZM88 114H86V115H88ZM106 114V113H105ZM107 114V115H108ZM71 115V114H70ZM107 115H105V116H107ZM98 116H100V114L98 115ZM97 116V117H98ZM104 116V117H105ZM126 116V115H125ZM38 117H40V114H39V116ZM96 117V119H98ZM103 117V116H102ZM117 117V116H116ZM31 118V117H30ZM37 118V117H36ZM35 118V119H36ZM41 118H37L38 120L39 119H41ZM50 118V119H51ZM73 118L75 119V117H74V115H73ZM92 118H95V116H93ZM120 118V123H121V121H123V119H121ZM140 118V117H139ZM25 119H26V121H25ZM101 120L102 119H104V118H100ZM107 119H108V121L106 122V123H109V121H111L108 117H107ZM117 119V118H116ZM23 120H24V122H23ZM30 120V119H29ZM46 119H44V121H45ZM77 120V119H76ZM76 120H74V121H76ZM125 120V119H124ZM128 114H127V118H126V120H125V122H131L132 120H128ZM143 121H144V119H142ZM20 121H22L21 123V125H23V126H20ZM41 121H42V123H43V127H45L44 125H46L45 123H47L46 121H45V123H44V121H43V119H41ZM55 121V123H57V125L58 124H60V121H59V118L58 119H56V120H54ZM62 121V120H61ZM134 121V120H133ZM2 122H3V124H2ZM31 122H32V119H31ZM35 122V121H34ZM36 122H38L37 120H36ZM40 122V121H39ZM87 121H85L84 123H86ZM90 121H88V123H89ZM100 122V121H99ZM104 122H105V119H104ZM124 122V123H125ZM33 123V122H32ZM52 123H54L53 122V120H52ZM54 123V124H55ZM70 123V122H69ZM68 123V124H69ZM73 124L74 123H76V122H72ZM91 123H92V120H91ZM90 123V124H91ZM105 123V124H106ZM7 124V125H6ZM33 124H35V126L37 125L38 126V123L36 124V123H33ZM53 124V125H54ZM66 124V123H65ZM115 124H116V122H115ZM122 124H123V122H122ZM129 124V123H128ZM131 124V123H130ZM16 125H14L13 124V129L11 130V132L13 131H17L18 132V130L16 129L17 127H15ZM30 125V124H29ZM53 125H50V126H53ZM57 125H55V128H56V126ZM62 125H63V123H62ZM112 125V124H111ZM132 125H134V123L132 124ZM5 126H3V127H5ZM78 125H76V129H75V127L73 128V127H69V129L70 130H68L70 133H71V135H73V136H76V138L75 137H73V136H71L70 135V133H69V135H67L68 134V132H66V134H65V132L64 131H60V133H58L56 136L58 137V136H62L61 138L59 137L58 138V143L61 145V142L63 141L62 139H64V141L62 142V145L64 144V142L66 141V138H68L67 139V141L68 140H74V139H77L78 140V136H80L81 138L79 139V141L80 140H82V138H83V141H84V143H88L89 142V144H92V143H96V141H94L95 139H98V143H99V140H101L102 141V139L103 138H106V137H113V135H112V133L110 132L111 131V129H109L108 130V127H106L107 129H105V128H101V124L98 126V127H95L93 130H91L90 129V126H94V124L92 123V125H88V126H86V127H83V129L84 128H89V129H87L88 131H86V129H84V131L83 132H81L79 129H81V128H79V126L77 127ZM110 126V125H109ZM119 126H120V124H119ZM122 126V125H121ZM126 125H124V127H125ZM232 126H233V128H232ZM30 127V131H31V126H29ZM41 128V130L40 131H44V130H42V129H45V128ZM57 127H61V126H57ZM80 127H82V126H80ZM116 127V126H115ZM123 127V126H122ZM33 128V127H32ZM38 128V127H37ZM47 128V127H46ZM49 128V127H48ZM54 128V129H55ZM58 128V129H59ZM66 128H67V126H66ZM65 128V129H66ZM71 128H73L72 130L74 131V133H72L71 132ZM79 128V129H78ZM91 128H93V127H91ZM127 129L126 130H128V126L126 127ZM15 129V130H14ZM33 129H36V127H34ZM54 129L52 130L53 131V133H54ZM130 129V128H129ZM134 129V128H133ZM239 129H241V130H239ZM3 130V129H2ZM62 130V129H61ZM77 130H78V132H77ZM89 130L92 132H89ZM113 130H114V128H113ZM33 131V130H32ZM66 131V130H65ZM76 131V132H75ZM80 131V132H79ZM85 131L86 132H89V134L91 135V138H90V136H89V134L87 133V135L85 134ZM120 131H121V129H120ZM130 131H132V133H133V135H132V133H130ZM235 131H238V133L237 132H235ZM239 131H241V132H243V133H239ZM7 133L9 132V131H6ZM12 132V133H13ZM16 132V133H17ZM25 131H22V133L23 134H25L24 133ZM37 132H39V131H37ZM57 132H59V131H57ZM234 134H233V133ZM4 133V132H3ZM2 132H1V134L0 135H2L3 134ZM17 134V136H19L20 134ZM32 133V132H31ZM34 133H36V131L34 130V132L32 133V135H30L29 137H31V136H34L35 137V134ZM45 133V132H44ZM83 134V137H82V134ZM121 133V132H120ZM237 133V134H236ZM6 133H4V135H5ZM14 134V136H15V132L13 133ZM34 134V135H33ZM39 134V133H38ZM60 134V135H59ZM77 134V135H76ZM131 134V135H130ZM236 134V135H235ZM9 135H10V133H9ZM42 135V134H41ZM40 134H39V136H41ZM63 135H66V136H68V137H66V138H63V137H65V136H63ZM85 135V136H84ZM123 135V134H122ZM238 135V136H237ZM6 136V135H5ZM5 136H4V138H5ZM37 136V135H36ZM51 136H53V134H51ZM55 136V137H56ZM88 136H89V138H88ZM115 136V137H116ZM235 136H237L236 138L238 139V141H237V139L235 138ZM20 137V136H19ZM33 137V138H34ZM48 137L49 136H47V139H48ZM55 137L53 136V137H51V138H49V140L50 141H55L54 143H56V141H57V137H56V140H54L55 139ZM70 137H71V139H70ZM78 137V138H77ZM84 137L85 138H87V140H92L91 142L90 141H87L86 139L84 140ZM215 138V140L213 139V138ZM242 139H241V138ZM8 139H10L9 137H7ZM32 138V137H31ZM32 138V139H33ZM45 138V137H44ZM44 138L41 136V139L39 140L38 138H34V141H38V143L39 144H41V145H43L44 143H45V145H47V143L46 142H48V140L45 142V140H44ZM54 138V139H53ZM72 138H74V139H72ZM17 138H15V140H14V144L13 145H15V143H16V140ZM26 139H28L29 140V142H30V138H26ZM36 139V140H35ZM43 139V140H42ZM60 139H61V141H60ZM113 139H115L114 137H113ZM214 141H213V140ZM241 139V140H240ZM28 140H27V143H28ZM128 140H130L129 142H128ZM221 140V141H220ZM0 141H2V140H0ZM33 141V140H32ZM32 141H31V146L32 147H34V145H33V143H32ZM86 141V142H85ZM101 141H100V143H101ZM152 141V142H151ZM43 142V143H42ZM3 143V142H2ZM26 143V142H25ZM26 143V144H27ZM37 143V144H38ZM53 143V142H52ZM67 143V142H66ZM65 143V144H66ZM83 143V144H84ZM150 143H152V144H150ZM3 145L4 144H2V147L1 148H5V147H3ZM41 145H37L39 148H38V150L39 149H41ZM50 145H51V143H50ZM50 145H48V146H46L47 148H45V149H43V150H45V151H43L41 154L42 155H44L43 153L45 152V155H47V154H49L50 155V152H52V153H55L56 155H57V153L56 152H58L57 150H58V147H57V144H55V146L54 145H52V146H50ZM101 145H102V143H101ZM100 145V146H101ZM5 146H7V144H5ZM9 146V145H8ZM7 146V147H8ZM30 146V147H31ZM54 146V147H53ZM64 146V145H63ZM91 146V145H90ZM32 147L30 148V149H32ZM43 147H45V146H43ZM50 147H53V148H50ZM56 147H57V149H56ZM94 147H98V145L97 146H94ZM93 146L91 147V148H93L94 150H95V148H94ZM118 147H119V149H118ZM0 148V151L2 150ZM10 149H8V148H6L9 152H10V150H11V147H9ZM15 148V147H14ZM34 148H36V150H37V147H36V145H35V147ZM33 148V149H34ZM54 148L56 149V152L54 151L53 152V150H54ZM114 147H112V149H113ZM12 149H13V147H12ZM33 149L32 150H29V148H28V150L26 149V150H24L25 151V153L27 154V151L29 152H34L33 154H35V152H36V154L38 153L37 151H33ZM51 149V150H50ZM16 150V149H15ZM65 150V149H64ZM63 150V151H64ZM108 150H110L111 151V149H109L108 148ZM6 151V150H5ZM4 151V152H5ZM7 151V152H8ZM17 151H20L21 152V150H17ZM24 151H22L23 153H24ZM42 151V150H41ZM47 151H49V153L47 152ZM61 151V149H59V152ZM66 151V150H65ZM92 151V150H91ZM97 151H99V150H97ZM113 151H114V149H113ZM116 151V150H115ZM4 152H2V153H4ZM19 152V153H20ZM46 152H47V154H46ZM67 152V151H66ZM95 152H96V150H95ZM109 152V151H108ZM112 152V151H111ZM111 152H110V154H111ZM169 152H171V154H173L172 155V157H170L169 155ZM1 153V152H0ZM18 153V152H17ZM25 153H24V155H25ZM33 154H32V156H33ZM63 155H64V158L66 157L67 158V156H68V154L67 155H65L64 154V152L62 153ZM99 154V153H98ZM97 153H96V156L98 155ZM102 154H101V156H102ZM109 154V153H108ZM159 154H161L162 155V159L160 160V158L161 157H159V156H161V155H159ZM167 154H169L168 156H167ZM3 156H4V154H2ZM6 155V154H5ZM12 155H14V153H12ZM16 155V154H15ZM23 155V156H24ZM29 155V154H28ZM54 154H52V156L51 157H55V156H53ZM95 155V154H94ZM10 156V155H9ZM22 156V155H21ZM23 156L21 157V158H23ZM83 156V155H82ZM96 156H93L92 157V160H95V158H96ZM156 156H157V158L159 159V160H157V158H156ZM188 156H190V157H192V159H189L188 158ZM5 157V156H4ZM17 157V156H16ZM27 157V156H26ZM29 157L30 156H28V159H29ZM34 157H35V155L33 156V159H32V157L30 158L31 160H32V163L34 164V161L36 160H34ZM61 157V156H60ZM68 157H70V156H68ZM84 157V156H83ZM98 157V156H97ZM153 157H155V159H154V161H153ZM6 158H8L9 159V157H6ZM94 158V159H93ZM0 159H2L1 158V156H0ZM7 159V160H8ZM10 159H11V157H10ZM45 159H46V157H45ZM52 159V158H51ZM63 159V157L60 159V160H62ZM89 159H91V157L89 158ZM106 159V160H105ZM152 159V162H155V161H164V162H159V164H158V162H156L157 164H158V166L160 165L161 166V168H160V166H159V168L161 169V172H160V170H159V172L158 173H160V174H158V173H155V171H156V168L154 167L153 169L151 168V160ZM3 160V159H2ZM14 160V159H13ZM26 160V162L28 161L27 159H25ZM31 160H29V161H31ZM34 160V161H33ZM46 160H48V159H46ZM56 160H59V157H58V159H56ZM56 160H55V162H56ZM68 159H66V160H64L63 159V163L65 162V161H67ZM176 160V161H175ZM49 161V160H48ZM4 162V161H3ZM9 162V161H8ZM23 162H25L24 160H23ZM60 161H58L56 164H61L62 162H60ZM93 162V161H92ZM95 162V161H94ZM183 162H185V161H183ZM21 163V162H20ZM50 163V162H49ZM67 163H69V162H67ZM161 163V164H160ZM176 163V164H175ZM8 163H6V165H7ZM9 164H10V162H9ZM16 164V163H15ZM24 164L25 163H22V165H23V167H24ZM70 164V163H69ZM155 164V163H154ZM164 164V165H163ZM4 164H2V166H3ZM21 165V164H20ZM21 165V166H22ZM44 165H46V164H44ZM85 165V164H84ZM83 165V166H84ZM60 166H63V164L62 165H60ZM80 165H78V167H79ZM86 166V165H85ZM175 166H177V168L175 167ZM188 166L186 167V168H183V169H186V170H184L185 171V173L184 174H187L186 175V178L187 179H189V177L192 175L191 173H186L187 171H189L190 169H191V167H189V170H187V168H188ZM38 167V166H37ZM45 166H43V169H44V171H45V168H44ZM64 167V166H63ZM81 167V166H80ZM87 167H90V165H87ZM210 167V168H209ZM8 168H10L9 166H8ZM28 168V169H27ZM26 168V171H25V173L29 170V167H27ZM32 168V167H31ZM30 168V169H31ZM36 168V167H35ZM39 168V167H38ZM75 168V167H74ZM82 168H84V167H82ZM82 168H79L80 170H82V172H77V174L78 173H83V169ZM201 168V169H200ZM13 169L15 170V168L13 167ZM12 169V170H13ZM42 169V170H43ZM67 169H68V167H67ZM76 169H78V168H76ZM85 169V168H84ZM8 170H10V169H8ZM16 170H17V168H16ZM16 170H15V172H16ZM24 170V169H23ZM36 170V169H35ZM40 170H41V167H40ZM41 170V171H42ZM50 169H48V170H46L45 172H46V174H48L47 173V171H49ZM75 171V169L73 170V169H69V171ZM163 170V171H162ZM221 170H223L224 172H222ZM19 171V170H18ZM31 171H32V173L34 172V167H33V169H31ZM79 171V170H78ZM85 171V172H86ZM4 172H5V170H4ZM53 172V173H54ZM173 172H176L175 170L173 171ZM178 172V171H177ZM177 172L175 173V174H177ZM179 172H182V171H180L179 170ZM1 174L3 173V171L1 170V172H0ZM11 173V172H10ZM10 173H8L7 175H9ZM24 173V174H25ZM43 173V172H42ZM41 173V174H42ZM75 173V172H74ZM200 173V171L198 172V174ZM215 173V174H214ZM234 173L235 174H237L238 176H239V179L238 180H236L235 178H237L236 176L237 175H235L234 176ZM22 174V173H21ZM21 174H20V176H18V178L19 177H21ZM26 174H28V173H26ZM25 174V175H26ZM31 174V173H30ZM41 174H39V176L41 175ZM173 174V173H172ZM171 174V176H173ZM182 174V173H181ZM184 174H183V176H184ZM191 174V175H190ZM233 174V175H232ZM3 175V174H2ZM2 175H1V177H2ZM6 175V176H7ZM11 175V177H12V175L13 174H10ZM32 175V174H31ZM31 175H26V177H25V179L24 178H21L22 180L21 181H25V180H28L27 179V176L28 177H32ZM43 175L45 176V173H43ZM188 175H190V176H188ZM199 175H201V174H199ZM211 175L213 176V177H211ZM214 175L216 176V177H214ZM5 176V175H4ZM47 176V175H46ZM78 176H79V174H78ZM81 176V175H80ZM84 176V175H83ZM177 176H180V173H179V175H176V176H174V177H177ZM228 176L230 177H232V176H234V178L233 179H230V178H228ZM181 177H182V175H181ZM180 177V178H181ZM2 178H4V177H2ZM40 178H41V176H40ZM193 177H191V180H190V183H191V181H194L193 179H192ZM195 178H196V180L197 179H199V177L197 176H195ZM214 178V179H213ZM6 180H8L7 179V177L5 178ZM24 179V180H23ZM37 179V175H36V177L34 178V181ZM164 179V177L162 178L161 177V179L159 180V183L160 184H162L161 182V180H163ZM170 179H172V181H176V179L174 178H170ZM203 179V181L205 180V177L204 178H200V181ZM207 179V178H206ZM230 179V180H229ZM234 179L236 180V181H238V182H236V181H234ZM12 180V178H10V181ZM31 180V179H30ZM30 180H28V181H30ZM33 180V179H32ZM32 180L29 182V184H31V182H32ZM45 180V179H44ZM44 180H42V181H44ZM158 180H157V182L156 183H158ZM165 180V183L166 182H168L169 180L168 179H164ZM164 180H163V182H164ZM178 181L180 180V179H177ZM182 180V179H181ZM180 180V181H181ZM240 180V181H239ZM15 181V180H14ZM27 181V182H28ZM33 181V183H36V182H34ZM41 181V180H40ZM41 181V182H42ZM199 180H197V182H198ZM199 181V182H200ZM202 181V182H203ZM206 181L207 180H205L204 182L206 183ZM222 181V179H221V183L223 182ZM234 181V182H233ZM3 183H4V181H2ZM1 181H0V184L2 183ZM8 182V181H7ZM13 182V181H12ZM26 182V181H25ZM154 182H155V180H154ZM182 183H183V181H181ZM198 182V183H199ZM208 182V181H207ZM228 182H226V183H228ZM240 182V183H239ZM6 183V182H5ZM4 183V184H5ZM175 183V182H174ZM192 183H194L195 184V182H192ZM205 183H204V188L206 189V185H205ZM8 184V183H7ZM12 183L10 182V185H11ZM28 184V186H27V184H26V186L25 187H21V188H23V190H26L25 188H32V189H34V190H36L34 187H36L37 188V185L35 186V184H33L34 186L33 187H31L30 185ZM45 184V183H44ZM154 184V183H153ZM160 184H154V185H151V188H149V189H153L154 187H155V185H156V187H157V185H159L157 188H156V190L157 189H160L161 187L162 188H164L165 187V189L164 190H162L160 193H162V192H164V191H167V186H160ZM176 184V183H175ZM178 182H177V186L175 185V187L172 189V191L176 188V187H178ZM183 184H185V183H183ZM188 184H189V182H188ZM187 184V185H188ZM194 184L193 185H191L192 186V188H195L196 189V187L194 186ZM229 184V183H228ZM230 184V185H231ZM21 185V184H20ZM40 185H41V187H42V183H40ZM46 185V184H45ZM48 185V184H47ZM181 185V186H180ZM179 186L180 187H178V188H183L184 187V185H182V184H180ZM186 185V184H185ZM187 185H186V187H187ZM190 185V184H189ZM202 185H203V183H202ZM212 187H211V189H206V190H208L209 192H210V190H211V192L213 191L212 189H215V185H217V184H215V185H212V183L210 184ZM223 185H227V184H223ZM223 185H220L221 186V189L222 188H226V187H223ZM245 185V186H244ZM1 186V185H0ZM14 186H16V182H15V185H12L11 187L13 188H11L10 186V188H11V190H10V188L7 190V188H6V190L7 191H9L10 190V192H13V194H14ZM153 186V187H152ZM171 186V185H170ZM194 186V187H193ZM219 186V185H218ZM219 186V187H220ZM48 187H49V185H48ZM197 187H199V186H197ZM20 187H19V189L17 188V189H15V194L14 195H17L18 196V200H19V197H21L22 196V198H20V199H22V201H23V204H25L26 202H27V200H25L24 198H23V195H21V196H19L20 195V191H23L22 189H21ZM40 188V187H39ZM39 188H37V189H39ZM45 188H46V186H45ZM127 188V189H126ZM188 188V187H187ZM192 188L190 187V188H188L189 190L188 191H191L192 190ZM209 188V187H208ZM218 188V187H217ZM217 188L215 189L216 190V192H217V194H218V191H217ZM47 189V188H46ZM118 189V190H117ZM119 189H120V191H119ZM204 189V190H205ZM250 189V190H249ZM17 190H19V191H17ZM34 190H31L32 192H31V194L32 193H35V192H33ZM154 190H155V188H154ZM156 190H155V192H152V193H154L149 199L150 200H152L153 199V197H155L156 195L155 194H157L156 193ZM178 190H180L181 191V193L178 191ZM178 190H175V192L177 191V192H179V196L178 195H176V193H175V195H176V198L177 199H183L182 197H184V199L183 200H185V195L184 196H182L183 195V193L184 192H186L187 191V189L185 190V191H183L182 192V190L181 189H178ZM194 190V189H193ZM197 190V189H196ZM195 190V191H196ZM203 190V191H204ZM219 190V189H218ZM252 190V191H251ZM254 190V191H253ZM46 191V190H45ZM49 190L47 189V192H48ZM141 191H143V190H141ZM158 191V190H157ZM172 191H170V192H172ZM202 191V190H201ZM200 191V192H201ZM202 191V192H203ZM235 191V192H234ZM237 191H239V193H237V194H235ZM241 191V192H240ZM251 191V192H250ZM257 191V192H256ZM262 193H261V192ZM19 193V194H16V193ZM56 192V191H55ZM124 192V191H123ZM127 192H130V191H128L127 190ZM147 192V191H146ZM198 192V191H197ZM197 192L195 193L194 191H193V193H195L196 194V196L197 195H200V196H198V198H200L201 199V197H203V195L205 194V193H203V195H202V193H200V194H197ZM208 192V193H209ZM250 192V193H249ZM253 192V193H252ZM136 193H130V194H133V195H135ZM143 193H145V191L143 192ZM159 193V194H160ZM187 193H189V192H187ZM191 193V192H190ZM192 193V194H193ZM207 193V192H206ZM227 193H229L230 195H228ZM12 194V193H11ZM46 194V193H45ZM119 194V195H118ZM158 194V195H159ZM178 194V193H177ZM192 194H190V195H192ZM195 194H193V195H195ZM210 194H213V192L212 193H210ZM216 193H215V195H217ZM50 195H51V197L52 198H50ZM117 195L119 196V200H117L116 198H117ZM157 195V197L158 198H164L163 196L162 197H160V195L158 196ZM167 195V194H166ZM165 194H164V196H166ZM171 195V194H170ZM205 195H207V194H205ZM204 195V196H205ZM219 195H221V193H219ZM228 195V196H227ZM17 196H15V197H17ZM131 196V195H130ZM147 196L148 195H146L145 196V198L147 199ZM171 196H174V195H171ZM188 196V195H187ZM196 196H194V198H190V197H188V199H190L189 200V202H191V200H193L192 202H191V204L189 205V206H187L186 207V205H185V207H184V204H183V206L181 207V204L182 203H184V202H182L181 201V203H180V205H177L176 204V206H177V208H180L179 210L180 211H182L181 213H179L180 211L177 209V208H175V206H173L174 204V202L173 201H170V203H172L171 205H170V203H169V205L171 206V210L169 209H167L168 211L166 212H163L164 211V209L165 208H163V211H162V213H163V216L160 214V209H161V207H164L163 206V203L162 204H157V205H160V209H159V212H155V214H154V212H152L155 208H158L156 205H153L155 208H153L152 207V210L150 209V207L152 206H149L150 205V202H152V201H150V200H146V199H142L141 200V202H143V204H142V207L141 206H138V207H141V208H144V209H146L147 210V208H145V207H143V205H144V202L145 201H150L148 204H146V205H148L147 207L150 209L149 211L150 212H152L151 214H150V212L148 213H146L147 214V218L149 217L150 219H152L153 220V218L157 215L158 217H159V215H161V217H160V219L159 218H157L158 220V222H159V220H161L162 218H163V220L165 221V222H163V224H165L166 223V221H168V220H171L172 221V218H171V216H175V219L176 218H178L179 217V219L181 218V219H184L185 217L184 216H186L187 217V221L189 222V220H188V218L189 219H191L190 218V216L192 215V218H194L195 217V215H196V213L193 211V213H191L192 212V210H195V208H193L192 209V203H194L195 201V197ZM209 196H211V195H209ZM213 196V195H212ZM229 196H231V197H229ZM248 196V197H247ZM12 197H13V195H12ZM128 197V196H127ZM170 197V196H169ZM169 197H167V198H165L164 200L165 201H168V198ZM217 197H219V196H216V198ZM1 198V197H0ZM46 198V199H47ZM129 198V197H128ZM131 199L133 198V200L135 199L133 196H131L130 197ZM140 198V197H139ZM174 198V197H173ZM172 198V199H173ZM176 198H174V199H176ZM196 199V200H198V201H200V204H197L198 205V207L199 206H203V208L202 209H204V211H207V213L209 212V213H211L212 215L214 214V216H216L219 212L217 211V213H215V212H213V211H210V210H208V209H210L209 208V206H208V204L207 205H204V204H206V203H208V200H205V201H203L204 199H201L202 200V202H201V200L200 199ZM206 198H210V197H206ZM215 198V196H214V199H216ZM238 198L240 199L239 201H238ZM253 198V197H252ZM255 198V197H254ZM258 198H259V196H258ZM256 198L257 199V201L259 200L260 201V203L259 204H256V205H253V202L255 203L256 202V199H254V201H251L250 203H252L251 205H248V206H242V205H240V203H238V204H235V205H238L239 206V210L240 211H238V210H234V209H228L229 210V212L227 213V214H225L226 215V217L227 218H223L221 215H217L216 217V219H214V217H213V220H215V221H217V220H220V223H217V222H219V221H217V222H214L213 223V220L211 219L212 217H210V224L212 225H214V227L215 228H212V226L211 225H209V226H207V228L209 229H206V228H201L200 226H198L197 224H194L191 228L190 227H188V225L187 224H185L186 223V220H185V223H183L184 224V226L185 225H187V227H188V230H187V228H185L184 226H181V229L179 230V228L178 227H176V226H178V225H176L175 224V222L178 220V219H176V221L175 220H173V223L175 224V226L174 227H176L175 228V233H174V231H173V224L170 222V224H171V226H169L168 224L167 225H159V228H160V226H161V230H163V229H165L166 228V226H168V230H169V228L170 227H172V231H173V233H172V231L170 232L169 231V233H168V231H167V233L170 235V234H173V236L174 235H176V238H178L179 236H178V234H181L180 235V237L181 238H179V239H183L182 241L181 240H179V239H177L178 240V242L180 243V244H178L176 241H175V243L173 242V241H171V242H173L174 244H176L175 245V247H174V249H171L172 247V244L173 243H171V244H169L170 245V248H169V250H170V252H168V253H166L165 251H161V249H158V248H156V250L155 249H152V250H149V248L151 249L152 247L153 248H155L156 246H154V244H156V243H154L153 241V245H152V242H151V245H150V241L152 240L151 238H153V237H157V235L156 234H154L153 232H155V231H153L155 228H157L158 227V225L156 226V227H154L155 225H156V223H154L155 225L152 227L151 225H150V227H152V229H149V227L147 228L146 227V225H149L150 223L152 224V221H150L149 220V218H148V221H150L149 223L146 221L145 222V220L143 221V218L145 219V217H144V215H143V212H141L142 213V215H141V218L142 219H140L139 221H142V222H145L146 223V225H145V223H142V222H139L138 221V219L140 218L139 216V213L138 214H135V215H137L139 218H137L134 214V218L133 219H135L134 221H133V223H132V221H131V223L130 222H127L126 221V219H130V215L128 214L127 216L129 217H125L124 215H123V213H122V215L124 216V218H123V220H122V217L120 218V219H118V218H115V221H114V224H115V222H116V226H117V223L119 224L118 225V227L120 226V228H118L116 231H114L116 228H114V225H112V227H113V233H112V228H111V226L109 227H107V226H105L107 223H113L112 221H108V219H107V222H105V221H103V220H101L103 223H106V224H103L104 225V227L105 228H107L106 229V232H107V234H111V235H106L105 233V229H103L104 227H102L101 226V222H100V226L102 227V228H100V229H98V225L99 224H97V226L96 225H93V224H90L89 225V223H88V225L90 226H88L90 229L92 228L91 226L93 225V228H92V231L90 230V229H88V230H86L85 228H86V223L88 222H86V223H83V222H80L81 221V219L77 222V224L76 223H74V225L76 224V226L79 224V222L81 223L80 225H82V223L84 224V225H82L83 226V228L84 229H81L82 228V226H80V227H78V228H76V226H74V230H76V232L77 233H81V235H83L82 233H84L85 231L84 230H86L87 232H85V235H83V239H84V241H82V242H76L75 244H73L72 246H71V248L72 249H76V248H78L79 247V244H80V246L84 249V248H86L87 250L89 249V247H90V245L92 244H94V246L92 247L93 248V250H92V248L90 247V250H88V251H86L85 249V252H88V253H91V254H96V253H93V251L94 252H97L98 250V247H97V249H96V247L95 246H102L103 247V243H104V247L103 248H105L106 246H108V245H111L110 247H112L111 248V250H110V248L108 247V250H109V255L110 256H107L108 257V259H110L111 258V262H112V264H135L136 263V260H138L139 259V256H142V258L144 259V260H146V256H148L149 258H151V260L150 259H148L149 261L147 262V263H150L151 264V261L153 262V260H154V263L156 264V262L158 263V264H160L161 263V261H162V259H160V258H162L163 256L161 255V254H165L166 255V257L167 256H169L168 258H167V260L165 259V262L163 263V264H166V261H168L167 263L169 264V262H170V259H172V257L174 256V259H172V261L170 262L171 264H174L175 262L173 261V260H176L175 259V257H177V255H178V258L177 259H181V262H177V260H176V262L177 263H180V264H205L206 262V259H208L209 258V254H214V253H216V255L213 257L214 259L217 257L218 259H219V257L221 258V257H224V253L226 254L227 253V257L229 256L228 254H231L232 256L233 255H235L236 253L238 254V258H239V260L241 261V263L240 264H252L251 263V261H250V258L249 257H251V256H253V259H254V256L257 258H255L256 259V263L257 262H259V264H264V261L263 260H261L260 258H258V257H260V256H263V258H264V197H263V199H262V197L261 198ZM12 199H14V198H12ZM24 199V200H23ZM53 199V200H52ZM156 199V198H155ZM155 199L153 200V201H155ZM171 199V200H172ZM213 198L212 199H209L210 200V205H211V207L213 206H219V205H213L214 203H213V200H214ZM137 200V199H136ZM135 200V201H136ZM157 201H158V199H156ZM162 200V199H161ZM212 200V201H211ZM262 200V201H261ZM13 201H15V199L13 200ZM22 201H21V203H22ZM134 201V202H135ZM159 201H160V199H159ZM198 201L197 202H195V203H198ZM216 201V200H215ZM228 201V200H227ZM242 201V200H241ZM240 201V202H241ZM16 202H17V200H16ZM160 202H162V201H160ZM176 202V201H175ZM206 202V203H205ZM211 202H212V204H211ZM217 202V203H216ZM215 203L216 204H221L222 202H220V200H219V202L218 201H216ZM231 202V200L229 201V203ZM244 202V201H243ZM20 203V204H21ZM64 203H65V200H64ZM133 203V202H132ZM147 203V202H146ZM156 203H158V202H156ZM155 203V204H156ZM202 203V204H201ZM229 203H228V206H226V207H229ZM233 203H235V202H233ZM19 204V203H18ZM27 205H28V207H24L23 205V207H24V211H26V213L27 214H29V215H27V214H25V215H27L28 216V218L29 217H31V218H29L30 220H32L34 223H37V221H40V222H43V221H45V220H43L45 217H44V213L42 212V214H44V215H41L40 213V211H42V210H40L39 211V213H36V212H34L33 210H32V207L29 205V203H26ZM34 204H39V205H34ZM134 204H136L135 206L137 207V205H138V203L137 202H135ZM223 204V203H222ZM225 204H227L226 202H225ZM225 204L224 205H222L223 206V208H222V206L221 207H219V208H221V209H226V207H225ZM5 205V204H4ZM41 205V206H40ZM107 206V208L105 207V209L103 208L104 206ZM131 205V204H130ZM129 205V206H130ZM167 205V204H166ZM169 205H167V207L169 206ZM197 205H196V207H197ZM235 205H234V207H235ZM244 205V204H243ZM21 206V205H20ZM29 206L31 207V209L29 208ZM65 206V207H64ZM131 206H134V205H131ZM179 206V207H178ZM22 207V208H23ZM109 207V208H108ZM166 207V206H165ZM166 207V208H167ZM212 207V208H213ZM215 207V208H216ZM225 207V208H224ZM231 207V206H230ZM29 208V209H28ZM101 208V212H103L104 213V211L106 210V211H108V213L107 212H105L104 213V216L102 215V214H100L101 212H98L99 211V209ZM127 208H129L130 209V207H127ZM170 208V207H169ZM199 208H201V207H199ZM198 208V209H199ZM232 208V207H231ZM0 209H4L3 208V204L1 203L0 204ZM108 209V210H107ZM131 209H132V207H131ZM130 209V211L132 212V210ZM177 209V210H176ZM183 209V210H182ZM221 209H219L220 211H221ZM109 210H112V211H110L109 212ZM137 210H138V208H137ZM139 210H140V208H139ZM143 209H141V211H142ZM158 210V209H157ZM162 210V209H161ZM173 210V211H172ZM217 210V209H216ZM21 211V210H20ZM136 211V210H135ZM145 211V210H144ZM169 211H171V214H174V215H171V214H165V213H170ZM177 212V213H173V212ZM179 211V212H178ZM201 211H203V210H201ZM203 211V213L202 212H200V210H198L197 211V209H196V212H200L201 214V216L199 215L198 216V213H197V217H196V219L198 218L199 219V221L201 220V219H203L202 221H206L207 219H205V217H209V215H207V213L206 212H204ZM215 211V210H214ZM23 212V211H22ZM38 212V211H37ZM137 212V211H136ZM184 212V213H183ZM186 212L188 213V214H186ZM69 213H71V212H69ZM119 213V214H118ZM157 213V214H156ZM181 214V215H177L178 217H176V215L175 214ZM206 213V215L207 216H202V215H204ZM221 213V212H220ZM23 214V213H22ZM56 214V213H55ZM72 214V213H71ZM105 214H107V215H105ZM155 216H154V215ZM182 214H184V215H182ZM186 214V215H185ZM191 214V215H190ZM211 214H210V216H211ZM20 215H21V213H20ZM24 215V214H23ZM46 215H50V214H46ZM52 215V216H53ZM57 216V217H55V215L53 216V217H55L56 219H57V222L59 223V221L63 218H61V219H59L58 217H61V216ZM62 215V216H63ZM68 215V214H67ZM100 215V216H99ZM132 215V214H131ZM169 215H170V217H169ZM190 215V216H189ZM3 215L2 214H0V219H5V218H1ZM42 216V217H41ZM51 216V215H50ZM51 216V217H52ZM47 217V216H46ZM51 217H50V220H49V223L52 221V223H53V219H51ZM68 217H69V215H68ZM118 217V216H117ZM153 217V218H152ZM183 217V218H182ZM199 217H201V218H199ZM202 217H204V218H202ZM27 218V217H26ZM42 218V219H41ZM48 218V217H47ZM67 218V217H66ZM114 218V217H113ZM136 218H137V221L138 222H136ZM146 218V219H147ZM174 218V217H173ZM46 219V218H45ZM55 219V220H56ZM68 219V218H67ZM66 219V222L68 221ZM155 219H156V217H155ZM198 219L197 220H195V218H194V220L195 221H193V219L192 220H190V222L192 221L193 223L194 222H198ZM29 220V221H30ZM42 220V221H41ZM59 220V221H58ZM65 220V219H64ZM64 220H62V221H64ZM96 220V221H97ZM111 220H112V217H111ZM121 222H120V221ZM31 221V223L32 224H34L33 222ZM47 221V220H46ZM69 221H72V220H70L69 219ZM68 221V222H69ZM155 221V220H154ZM180 221V220H179ZM202 221H200V225H201V222ZM208 221V220H207ZM206 221V222H207ZM40 222H38L37 223V225L39 224H41L42 225V223H40ZM65 222V223H66ZM68 222H67V225H70V224H68ZM85 222V221H84ZM91 222V223H92ZM95 222V223H94ZM98 222V221H97ZM134 222H136L137 223V225H135V227H133V225L132 224H134ZM157 222V223H158ZM161 223H162V220L160 221ZM160 222L158 223V224H160ZM169 222V221H168ZM167 222V223H168ZM178 222V221H177ZM176 222V223H177ZM187 222V223H188ZM189 222V223H190ZM190 223L191 225L193 224V223ZM209 222V221H208ZM48 223V222H47ZM48 223V224H49ZM52 223H50L49 225H46V223H44L43 222V225L41 226V227H43L44 225V228H46L47 226H48V228H49V226H53V224H55L56 222L54 221V223L52 224ZM62 223V224H61ZM64 222H61L60 221V224L61 225H64L65 224ZM130 223V224H129ZM144 224L143 226H142V224ZM148 223V224H147ZM181 223V222H180ZM199 223V222H198ZM60 224H58V226L57 225H55L56 227H59L60 226ZM129 224V225H128ZM190 224H189V226H190ZM109 225V224H108ZM131 225V226H130ZM52 226L50 227V228H52ZM54 226V227H55ZM71 226V225H70ZM202 226V225H201ZM132 227V228H131ZM144 228V230H145V232L147 231V230H151V232L152 233H150V231L147 233V234H149V236H153V237H147V235L145 234V232L144 231H141V230H143V228ZM146 227V228H145ZM182 227H184V229L185 230H183L182 229ZM65 228H66V226H65ZM70 228V227H69ZM110 228V229H109ZM159 228H157V229H159ZM217 228V229H216ZM53 229V228H52ZM60 228H57L56 229V231L58 232V231H60L59 230ZM72 229V226H71V228H70V230H65L64 229V227H63V229H62V227H61V231H65V232H67L66 233V235H70L71 236V233L69 234V231H73V230H71ZM103 229V230H102ZM111 231H109V230ZM157 229H156V231H157ZM219 230V234L220 235H218V234H216L215 232V230ZM54 230V229H53ZM108 230V231H107ZM160 230V231H161ZM176 230H178L177 232L178 233H176ZM105 232V233H103V232ZM215 231V232H214ZM54 232V231H53ZM63 232H58V235H60V234H63ZM144 234H143V233ZM218 232V231H217ZM60 233V234H59ZM73 233V232H72ZM159 233V235L158 236H160V232H157V234ZM165 233V232H164ZM164 233H162V231H161V234L163 235ZM57 234V233H56ZM153 234V235H152ZM78 235V234H77ZM77 235H75V236H77ZM87 235V236H86ZM102 235H103V237H102ZM144 235H146V237L144 236ZM156 235V236H155ZM161 235V236H162ZM165 235V234H164ZM167 235V239H169V238H173V236L172 235ZM221 236L220 238L218 237V236ZM73 236H74V233H73ZM97 236V237H96ZM41 235H39V238L41 239ZM78 237H81L80 235H78ZM88 237V238H87ZM95 237L96 238H102L104 241H102L101 240V238H100V241L102 242V243H100L99 241H98V239H95ZM175 237V236H174ZM67 238H69V237H67ZM86 238V239H85ZM95 240H94V239ZM145 238H149V242L147 241V239H145ZM171 238V239H172ZM92 239H93V242H91L92 241ZM158 239V241H159V239H160V237L159 238H157ZM67 240V239H66ZM70 240V239H69ZM140 240H142L141 242H143V246L144 247H142V245H140V243H139V241ZM175 240V239H174ZM9 239H8V236L7 235H0V253L2 254L3 252H5L6 250H9V249H11L10 251H11V254L12 255H16V254H22L23 252H25V250H27L28 249V247H26V246H24L22 249H18V248H16V247H12L10 244H9ZM41 241V240H40ZM98 242V243H96V242ZM146 241V242H145ZM169 241V240H168ZM167 241V242H168ZM148 242V244L151 246V247H148V249H147V245H146V243ZM181 242H184V244L182 243L181 244ZM63 243V242H62ZM62 243H60L59 245H57V246H54L53 248V250H54V252H59V251H62L63 250V248H64V246L62 245ZM78 243V244H77ZM82 243V244H81ZM95 243H96V245H95ZM105 243H106V245H105ZM186 243V244H185ZM98 244V245H97ZM158 244V243H157ZM163 244H164V242H163ZM173 244V245H174ZM91 245V246H92ZM148 245V246H149ZM168 245V246H169ZM179 245V246H178ZM133 246H135L136 248H134ZM166 246V245H165ZM180 246H182L183 248L181 249L180 248ZM100 248V251H102V253L104 254V256H103V258H105V254L106 253H104V251H107L108 252V250H101V249H103V248ZM158 247V246H157ZM159 247H161L160 245H159ZM181 249V250H179V248ZM7 248V249H6ZM94 248L96 249V250H94ZM162 248V247H161ZM166 248H167V246H166ZM166 248H163V250L164 249H166ZM176 248V249H175ZM105 249H107V248H105ZM144 249V250H143ZM5 250V251H4ZM92 250V251H91ZM168 250V249H167ZM177 250H179V251H177ZM3 251V252H2ZM100 251H98V253H100V255H103ZM158 252V253H157ZM161 252V253H160ZM221 254V255H219V254ZM156 254L157 255H160V258L159 257H157L156 256ZM144 255V256H143ZM171 255H173V256H171ZM219 257H218V256ZM239 255H241V257H239ZM157 257V259L155 258V259H153L154 257ZM207 256H208V258H207ZM226 256V255H225ZM237 255H235V257H236ZM245 256H246V258H245ZM110 257V258H109ZM113 257V258H112ZM165 257V256H164ZM164 257H163V259H164ZM213 258H211L210 257V259H212L213 260ZM241 258L243 259V260H241ZM262 258V257H261ZM101 260V264H109V260ZM159 259H160V261H159ZM180 259L178 260V261H180ZM209 259V260H210ZM217 259V260H218ZM227 259V258H226ZM234 259V258H233ZM232 258L230 259L229 258V260H233ZM237 259V258H236ZM245 259V260H244ZM116 261V263L114 262L113 263V261ZM140 260V259H139ZM138 260V261H139ZM144 260H142L141 259V262L143 261L144 262ZM155 260H157V261H155ZM258 260H261V261H258ZM100 261V260H99ZM137 261V262H138ZM164 261V260H163ZM184 261H186V262H184ZM211 261V260H210ZM210 261H207V262H210ZM111 262H110V264H111ZM142 262V263H143ZM160 262V263H159ZM218 262H219V260H218ZM217 262V263H218ZM227 262V261H226ZM254 261H253V264L255 263ZM140 263V262H139ZM216 263V264H217ZM228 263V262H227ZM229 263H231V262H229ZM234 263L236 264V262H235V259H234ZM72 264V263H71ZM136 264H138V263H136ZM141 264V263H140ZM144 264H146V262H144ZM153 264V263H152ZM176 264V263H175ZM209 264V263H208ZM213 264V263H212ZM258 264V263H257Z\"/></svg>",
  "mask_w": 264,
  "mask_h": 264
},
{
  "label": "rangeland",
  "instance_id": "rangeland-1",
  "mask_svg": "<svg viewBox=\"0 0 264 264\" xmlns=\"http://www.w3.org/2000/svg\"><path fill=\"white\" fill-rule=\"evenodd\" d=\"M1 1V0H0ZM9 1V0H8ZM8 1H4V2H6V3H4L3 1L2 2H0L1 4V6H3V5H7V3H8ZM27 3H26V5H24L25 4V1H24V4H23V6L24 7H26L27 5H29L30 3H28V1H26ZM34 4H36V3H34ZM33 4V6H34V8L37 6V4L36 5H34ZM33 6H32V3H31V5H29V6H27L26 8H30V7H32L33 8ZM228 6H226V8H227ZM228 9V10H227ZM227 9H225V7H223V13H224V17L226 16H228V17H233V16H235L236 14H237V12H236V14H235V12H233V11H230L231 10V8H227ZM255 9H258L259 10V12H258V10H255ZM224 10H227L226 12L224 11ZM247 10H249V11H247ZM254 10V11H253ZM261 9H260V7L258 8V7H255V8H253V9H246V10H243V11H241L240 12V14H239V16L240 15H243L242 14V12H245V15L247 16V15H250V17L251 18H253V19H256V24H258V25H261V24H263L264 23V21H262V19L261 18H263L264 17V14H263V11H264V9L263 10H261L262 11V14L260 13L261 11H260ZM246 12H247V14H246ZM251 12V13H250ZM237 16H238V14H237ZM236 17V16H235ZM261 17V18H260ZM258 18V19H257ZM261 20H260V19ZM32 19V20H31ZM31 19H23L24 21H23V23L21 24V22H19L18 21V23H16L15 21L16 20H14V22L18 25V27H19V30H18V28H16L15 26V23L13 24L14 25V27L16 28H4V30L1 32L0 31V33L1 34H6V35H4L5 36V39H2V40H0V48L2 47V48H6V46L8 45V44H4V43H7V42H9L10 40H14L15 41V39L17 38V37H15L16 36V33H17V35L19 34V36L21 35V37H20V39H18V40H25V44H27L28 43V39L31 37V36H29V37H27V35L26 36H24V38H23V36L22 35H24L25 33L27 34V32H24V33H22L23 31H25V30H29V28H31L30 26H32L33 25V23L35 22L36 24H35V26L33 25V30L31 29L30 30V34L32 33V38L33 39H36L37 38V40H39L40 38V40H42V41H44V42H41L40 40H39V42L37 43V40L36 41H33L32 40V38H30L31 40L30 41H33V42H30V45H29V43L27 44V45H25L24 43V46H26L27 47V49L28 50H24L25 48H22V46H21V43H22V41L19 43V41L16 39V42L18 43H16V46L15 47H10V45H8L7 46V48L9 47L10 49H12L11 51H7V50H9V49H5V51H3V50H1L0 49V58H1V56L2 57H4L3 59H6V60H9L11 63H14V64H16L17 65V67H19L18 69L20 70H22V69H24V70H20L21 71V73H23V74H21L20 76H22V77H25V76H31V75H36V74H34V72H33V70L34 69H31V71H30V68L29 67H33V68H35V67H37V68H40V70L41 69H43L42 71H45L44 70V68L45 67H47V70H49L48 68L50 67V73H47V70L45 71V72H43L45 75H43V73H42V71H41V73L39 74V78H44V76H45V78H48L49 77V75L51 76V77H49L50 78V80L51 81H54V82H57V83H54V82H51L49 85H48V81H49V79H47L48 81H47V86H45L46 85V83H44L45 81H46V79H43L44 81L42 82L41 81V79H37V78H35L34 76L33 77H30V78H32V79H35L36 81H37V83H35L33 80H31L30 81V79H28L29 80V82L31 83L30 84V87H31V85H33V84H35V85H33L34 86V89H35V91L36 92H34V90H30V89H32L33 88V86H32V88H29V87H27V86H29L28 84V80L26 79V78H24V79H20V76H19V74H20V72L18 71V69H16L17 67H15L16 65H14V64H11L9 61H7L6 62V64L7 63H10V64H7L8 65V70L6 71V69H4V68H1L2 66L1 65H3V64H1L0 65V68L2 69V70H4V71H0V74H4V72H6V73H8V75H12V76H8L7 74H4L6 77H4V76H2V75H0V77H1V79L2 80H0V82H1V84H2V81L3 82H5V83H8L9 84V86H10V83H9V81H10V79H14V76H15V78H17L16 76L17 75H15V71L14 70H10V68L9 67H11L10 65H12L13 67H11V69L13 68V69H16L17 70V72H18V79H19V83H21V82H23V85H25V83L27 82L28 84H27V86H24V87H27V88H24L23 89V87H21L20 89H23V90H21V91H23V92H20V94H21V96H22V93H25L23 96H22V98H24V99H26V100H28V101H30L31 100V98H36V97H38L40 100L39 101H41L42 100V103H41V105L37 108V105L36 104H33V105H35L36 106V108L34 107L33 108V105H30V107H29V109H30V113H29V118L27 117V121H26V119H25V121H26V123H28V121H30L29 123H28V125H26L27 127H25V123H23L24 124V130L22 129V131H25L24 133L25 134H23L22 133V131H21V133H19V131H20V129L18 128V126L16 125V123H13L14 125H16L15 127H17L16 129L18 130V132L17 131H14L15 132V136H14V132L12 133L11 132V130L14 128L13 127V124L12 123H10V124H8V125H10V130L9 129H7V127L5 126V125H2L1 127H2V129H0V134H1V132L3 133H6L5 135H4V133L2 134V135H0V140H2V141H0V148L2 147V144H4L3 145V147H5V148H1L2 150L0 151L1 153H0V156H1V158L3 159H0V172H1V170L3 171V175L0 173V181L2 182V181H4V183L2 182L0 185V204L2 203L3 204V210L2 209H0V214H2L3 216L1 217V218H5V219H0V235H7L8 236V239L10 240L9 241V244L12 246V247H16V248H18V249H22L24 246H26V247H28V249L27 250H25V252H23L22 254H16L15 256L14 255H12L11 254V249H9V250H4L5 252H3L2 254L0 253V264H101V260L103 261V260H107L108 259V257L107 256H110L109 254V250H108V247L110 248V250H111V248L112 247H110L111 245H108V246H106L105 248H107V249H105V248H103L104 247V243H103V247L102 246H95L96 247V249H97V247H98V251H100V248L102 247L103 249H101V250H108V252L107 251H104V253H106L105 255V258H103V256H104V254L102 253V251H100L103 255H100V253H98V251L97 252H94L93 251V253H96V254H91V253H88V252H85V250L86 251H88V250H90V247L92 248L93 246H94V244L91 246L90 245V247H89V249L87 250L86 248H82L81 246H80V244H79V247L78 248H76V249H72L71 248V246L73 245V244H75L76 242H82V241H84V237H83V235H85V232H87L86 230H88V229H90L89 227V225L90 224H93V222L91 223H89V220H83L82 221V219L81 218H83L81 215H78V214H74L75 212H74V210H75V208L76 207H80L81 208V201H80V198H79V192H77V198H74V199H67V198H65V199H62L63 197H64V195H62V194H60V198H61V196H62V198H61V200H63L62 201V203H63V205L65 204V206H69L70 208L68 209V211L69 212H71V213H69V212H67V214L69 215V217H68V215L66 214L65 215V213H64V215L62 216V215H60L61 213L59 212V210H58V212H55L54 213V215H55V217H57V216H61V217H58L59 219H61L62 217V219L60 220L61 222H66V219L69 221V219L70 220H72V221H67L68 222V224H70L71 226H72V229L71 230H73V231H69V234L71 233V236L70 235H66V233L67 232H63V231H61V227H62V229H63V227H64V229L65 230H70V228H71V226L70 225H67V222L64 224V225H61L60 224V221H59V223L57 222V219L55 218V217H53L54 215L53 214H51L52 212H54V211H50V212H48V213H46L47 211H49V209L47 210V211H45L44 209H40V208H43V206H41L40 208H39V210H37L38 208H36L35 209V211L33 210V206H32V204H30V203H32V201L30 200V202H28V199H30V198H34L35 197V195H40V193L38 192V191H40L41 190V193H42V191H43V193H44V197H45V195L46 196H48L50 193H54V195H52V197L53 196H55L56 194L55 193H57V188H56V192L55 191H53L55 188V186L56 185H59V183H61L62 182V180H63V177L62 178H60L61 176H64L65 177V173H64V171L66 172V175L68 174V173H71V172H73L72 173V176H71V174L69 175V176H66V177H70V178H75V176H77V177H85V175L86 174H88L89 172H87L88 170L90 171L95 165H96V162L97 161H99L101 158L100 157H102V158H105L104 156H103V154L105 155L106 154V159L108 158V157H110V155L112 156V153L114 152V153H116L117 152V146H119L118 144H119V140L120 139H118L119 137L120 138H122L121 136H126V137H124V139L123 140H126V139H128V136L127 135H129L128 134V131L129 130H131V128H132V130L134 131L133 133H134V135L136 136V134H137V131H136V133H135V130L136 129H139L140 128V126L142 125V123L143 122H147V118L145 119V117L147 116L148 117V113H150L148 110H150L153 106H155V105H159L162 101H163V99H164V97L166 96V95H168V96H170V94L172 95H174L175 94V98H177V99H180V97L179 96H181V94L183 95V97L181 96V99L182 98H184V96H185V94L183 93V91L184 90H192L193 89V87L194 86H192V78L193 77H195L196 75H197V73L198 72H200L202 69V67L203 66H208V64H210L208 67H214L215 68V64L219 67V69H222L223 67L224 68H226L227 66H229L230 68L229 69H234L235 67V69H237L236 70V72H234L235 70H228V69H222V70H224L223 72L224 73H226V72H228L229 71V74H238V72H239V69H241L240 67H242V68H244V70H246V67L248 66V68H250L251 67V69L253 70L252 71V74H254L255 76L257 75L258 76V78H257V76L255 77L254 75H253V78H254V82L255 81H258V79H261V80H259L257 83H260V81H262V82H264V78L262 79L261 77L262 76H264V56H258V55H255V53L257 52L259 55H260V52H261V50L262 51H264V47H263V45H264V42L262 43V44H260L261 42L259 41V36H260V33H257V32H259L260 30L258 29V27L255 25V27L258 29L257 30V34H253L252 35V40L254 39V37L256 38V35H259V36H257L258 38V44H257V42H255V39H254V41H253V43H251V44H249V46L250 47H247V46H244V43L245 44H247V43H250V42H252V40H251V38H250V41L248 42V41H246V42H240V44H239V41L240 40H232V39H229V36H230V34H233L231 31H234V30H232L231 29V33L229 34V29L226 31V29L224 30V32L226 33L227 32V37H226V35L225 34H223V35H225L224 36V39H223V37H221V36H223L221 33H224V32H222L221 31V33H219V34H217V36L219 35V38L220 39H217V41H216V43H213V46L215 45V47H213L212 45H209V47H208V40L207 39H211V38H208V37H202V40L204 39V38H206V40H207V42L206 43H204L203 45H202V43L201 44H199V46H198V48H193V49H190V48H185V49H187V51L189 52H186V51H183L182 50V48L180 49V50H177L176 48L177 47H173V49L171 48L172 47V45L173 46H175V44L176 45H179L178 43H180V41L182 40L181 38L183 37V40H185V41H188V39H187V37L184 35V34H186V32H187V30L189 29V28H186V29H184L183 31H185L184 32V34H183V31H181L180 32V28H178L177 30L180 32V35L182 36V37H180V35L178 36V35H173L172 33H171V39H172V41H170V40H168V38L166 39V37H167V35L166 36H164V34H162L163 36H164V38L166 39L165 40V43H166V46H165V43H164V41L163 42H161L160 40H158V39H161V37H162V35H161V37H160V35H159V37L157 36L158 34H161V33H157V37L156 36H154L155 34H152V32H149V34L147 35V37H149L150 36V33L152 34L151 35V37L153 36V37H156V39L155 38H153V39H155V40H153L152 38V40L151 39H147L148 40V42H146V44L148 43H150L149 45H148V47H144V46H140V49H137V44H136V47H129L128 46V51L126 52V51H124L125 49H127V42H128V39L130 40V38L133 36V35H131V33H129L128 31H126V32H113V34H111L110 32H109V30L107 31V32H105L103 29H106V28H100L97 24L98 23H95L96 25H94V22H92L91 23V21L90 22H88L87 24H89V26H91L90 28H86L85 29V27H82V25H80V24H77V21L75 20L74 22L73 21H70V26H71V24H72V28H64V30H62L63 31V33L61 32V30H60V34L59 35H57L56 33L54 34V32H56V31H58V30H55L53 33L51 32V30H54L53 28H44V27H42V29L41 28H37L38 27V23L36 22V18L34 19V16H33V18H31ZM33 19H34V22H32L33 21ZM264 19V18H263ZM18 20V19H17ZM20 20H22V19H20ZM258 20H260L259 22H257ZM182 21V20H181ZM3 23H5L4 21L2 22V20H1V23H0V25L2 24V25H4ZM8 23H9V21H8ZM12 23H13V21L11 22L10 21V24L12 25ZM75 23V24H74ZM20 24L22 25V26H20ZM30 24H32V25H30ZM180 24H181V22H180ZM11 25H9V24H7V26H10L11 27ZM4 26H6V24L4 25ZM4 26H2V27H4ZM24 26V27H23ZM83 26H84V24H83ZM95 26H97V27H95ZM26 27V28H25ZM40 27V26H39ZM79 27H80V30H79ZM84 28V30L82 29V28ZM87 27H88V25H87ZM261 27H262V25H261ZM96 28H98V29H96ZM255 28V29H256ZM3 28H1L0 30H2ZM8 29V30H7ZM43 30L42 32H41V30ZM94 29L96 30V31H94ZM183 29V28H182ZM192 29H194L193 30V32H190V35H197L198 34V31L200 30L201 31V28H199V30H198V28H192ZM213 29V31H214V28H212ZM224 29V28H223ZM254 29V31H256ZM6 30H7V32H6ZM15 30V31H14ZM17 30H18V32H17ZM27 30V31H28ZM38 30L40 31V32H38ZM75 30V32H70V31H74ZM81 30H83V31H81ZM89 30V33H86L87 31ZM107 30V29H106ZM177 30H174L175 32H177ZM189 30H191V29H189ZM188 30V31H189ZM6 33H5V32ZM10 31V33L11 34H9L8 36H7V34H8V32ZM21 33H20V32ZM69 32V34H68V32ZM78 31H81V32H78ZM84 31H86L85 32V34L84 33H82V32H84ZM152 31V30H151ZM4 32V33H3ZM15 32V33H14ZM37 32V33H36ZM174 32V33H175ZM195 32V33H194ZM235 32V31H234ZM14 33V34H13ZM33 33L35 34V35H37V36H35V35H33ZM45 33H47V35H46V37H49L48 39L45 37ZM50 33V34H49ZM67 33V34H66ZM155 33V32H154ZM178 33V32H177ZM177 33H175V34H177ZM192 33V34H191ZM194 33V34H193ZM199 33H201V32H199ZM0 34V38H1V35ZM39 34H40V36H39ZM41 34H43V35H41ZM221 34V35H220ZM228 34H229V36H228ZM14 35V36H13ZM29 35V34H28ZM56 37H55V36ZM60 35H61V37H62V39H61V37H60ZM71 35L74 37H72L71 38ZM83 35V36H82ZM115 35V37H112V36H114ZM199 35V34H198ZM235 36H237L236 35V33L234 34ZM42 36V37H41ZM58 36V37H57ZM82 36V38H81V40H83L85 43H87V44H82L81 45V43L83 42H80L81 40L79 39L80 37ZM91 36V37H90ZM105 36V40L103 39V37ZM145 36V35H144ZM206 36V35H205ZM235 36H230V37H235ZM3 37V36H2ZM8 37L10 38V40H8ZM12 37H15V39L14 38H12ZM176 37H178V41H177V39H176V43H174L175 42V38ZM226 37V38H225ZM4 38V37H3ZM39 38V39H38ZM47 39L48 41H46L45 39ZM64 38V39H63ZM69 39V40H71V41H69V40H66V39ZM71 38V39H70ZM169 38V39H170ZM236 38H238V36L236 37ZM236 38H234V39H236ZM53 39H55V40H53ZM145 39H146V36H145ZM181 39V40H180ZM191 39H193V38H189V40H191ZM257 39H256V41H257ZM173 40H174V42H173ZM202 40H200V41H202ZM205 40V39H204ZM204 40L202 41V42H204ZM219 40V41H218ZM220 40L222 41V43H219L220 42ZM224 40V41H223ZM52 41H54V42H52ZM55 41H56V43H55ZM59 41H63L62 43L61 42H59ZM150 41V42H149ZM154 42V44H156V45H154L153 44V42ZM156 41V42H155ZM159 41V42H158ZM168 43H167V42ZM170 41V42H169ZM78 42V43H77ZM80 42V43H79ZM83 42V43H84ZM96 42V46L94 47V48H96L97 47V45H98V50L99 51H94V52H97V54H98V59H97V57H96V60L94 59V60H91V61H93L92 62V64H94L95 65V63L96 64H99V65H101L102 66V70L100 69L101 68V66H93V65H91V61L90 62H88V63H90L89 65H91V66H93V71L91 70V68L88 66L87 68L88 69H90L91 71H89L90 73H91V76L89 75V76H87L86 77V74L84 75V72H85V69H86V71H87V68H86V65L84 66V64H82L83 63V61H84V59H80V55H79V57H77L78 56V54H81V57H83L84 58V56H86V57H90V56H92V54H91V52H90V54H88L89 53V51L88 50H86V52L84 51L85 49H86V45H90V47L92 48L93 46H94V43ZM99 42H102L101 43V45H102V47H100L101 45H99L98 43ZM108 42H109V44H108ZM34 43H35V45H34ZM40 43V44H39ZM67 43H70L69 45L67 44ZM75 43V44H74ZM103 43H105V44H103ZM157 43H161V46L163 47V49H164V46H165V49H164V52H163V49H157L156 50V46H157ZM163 43V44H162ZM169 43H171V45H167V44H169ZM255 43V44H254ZM20 44V45H19ZM44 44V46L46 47V49H45V47L44 46H42ZM46 44V45H45ZM58 45V46H55V45ZM63 45V47H62V45ZM71 44H72V46H71ZM74 44V45H73ZM119 44V45H118ZM217 44H219V45H217ZM241 44H243V45H241ZM3 45V46H2ZM39 45V46H38ZM105 45H107L106 46V48H105ZM110 45V46H109ZM164 45V46H163ZM242 46V48L241 47H239V46ZM19 46V47H18ZM31 46V47H30ZM34 46V47H33ZM54 48H52V47ZM55 46V47H54ZM65 46V47H64ZM68 48H67V47ZM78 46H79V48H78ZM82 46V47H81ZM151 46H155L154 47V50H153V48H151ZM16 47H18L19 48V50H21V51H19V50H17V49H15ZM71 47V50L73 51V52H75V54L77 55H75V54H73V53H71L70 52V48ZM74 47V48H73ZM80 47L81 48H83V53H81L80 51H81V49H80ZM104 47V48H103ZM123 47H124V49H123ZM179 47H181V46H179ZM178 47V48H179ZM204 47H207V48H204ZM212 47V48H211ZM243 47H245L244 49H243ZM263 47V48H262ZM44 48V49H43ZM51 48V49H50ZM64 48V49H63ZM88 49H89V47H87ZM90 48V49H91ZM100 48V49H99ZM102 48L104 49V50H102ZM121 48L123 49V50H121ZM202 48H204V51H207L208 52V54H207V52H205V53H203V49ZM249 50H248V49ZM53 49V50H52ZM131 49V50H130ZM184 49V50H185ZM189 49V50H188ZM211 49V50H210ZM218 50V52L219 53H216V51L214 52V53H211V54H209V52L210 51H212V50ZM235 49V50H234ZM238 49V50H237ZM261 49V50H260ZM62 50H64V51H62ZM76 50V51H75ZM95 50V49H94ZM168 50H169V52H168ZM174 50H176V51H174ZM247 50L249 51V53H251L252 51L254 52V51H256V52H254V56L256 57V59L253 57V55H251V54H249V53H247ZM14 51H17L16 52V54H15V52ZM24 51V52H23ZM26 51H28L29 52V54H31V53H33V55H36L37 57H39V61H36V62H38V63H36L35 62V59L33 58L34 56H32V57H30V56H28V62H29V60H30V64L27 62H25L26 60H27V56H25L27 53H26ZM30 51H32V52H30ZM36 51H38L39 53H37ZM53 51V52H52ZM55 51H57V52H55ZM66 51H67V53H66ZM77 51H79V52H77ZM88 51V52H87ZM92 51H93V49H92ZM104 51V52H103ZM112 51V53H110L109 54V52H111ZM125 52V54L127 55H129V56H131V54H132V58H130L128 55V57L130 58L129 60L127 59V60H124V61H126V62H124L123 61V59L125 58V54H124V52ZM134 51V52H133ZM135 51H136V53L138 52H140L141 51V53H139V55H138V53L135 55ZM144 51H146V52H144ZM149 51V52H148ZM150 51H152V52H150ZM171 51H173V52H171ZM231 51V52H230ZM237 51V52H236ZM260 51V52H259ZM6 52H8V54L6 53ZM11 52H13V54L11 53ZM20 52V53H19ZM22 52V53H21ZM48 52H51V53H53L54 54V56H55V53H57V55L56 56H61V57H63V59L61 58V57H59L63 62L61 63V64H63V69L65 70L66 68L64 67V66H66V65H64V64H66V63H71V61L70 60H72V59H68L69 57H71L72 55L71 54H73V57H75L76 56V58L78 59L79 58V63H80V65L78 64V60L76 59V58H73V61H72V63L70 64V65H72L73 67H74V65L73 64H75V62H77V65L75 64V66H77V67H75L74 69H71L72 67L68 64L66 67H67V69L65 70V72H63L62 73V70L60 71V67L59 66H61L62 67V65L60 64L58 67H57V65L56 64H59L57 61H58V57H56L55 56V60H52L50 63L48 62V63H46L47 61H50V59L47 57L48 56V54H46V56H45V53H48ZM55 52V53H54ZM70 52V53H69ZM115 52H117V54L118 53H120V52H123L122 54H123V56H122V58L123 59H121V60H119V57L121 58V53H120V55H119V57L117 56V54L115 55ZM154 52L155 53H157V55L155 54L154 55ZM197 52H199L201 55H200V57H198L197 56ZM221 52H223L222 54H221ZM230 52V53H229ZM42 53H44V54H42ZM59 53V54H58ZM71 55V56H69V54ZM99 53H101L102 55H103V53H105L103 56H104V58H101L102 57V55L101 54H99ZM108 53V54H107ZM150 53H152V54H150ZM171 53V55H169ZM179 53H181L182 54V56H180L179 55ZM183 53H184V58H182L183 57ZM263 54H264V52H262ZM12 55V57H11V55ZM21 54H24V55H22V57H21ZM88 54V55H87ZM163 54H165L164 56H162ZM189 54V55H188ZM253 54V53H252ZM17 55V56H16ZM18 55H20L19 56V60H20V57L21 58H23L24 57V59L23 60H21V64L19 63V60H16V58H15V56L18 58ZM63 55V56H62ZM83 55V56H82ZM90 55V56H89ZM109 55H110V59H111V61H110V59L108 58L109 57ZM138 55V56H137ZM180 56L181 57V60L179 61V63H181V65H184V66H182L183 68L181 69V67H178L180 64H178L177 63V60L178 59H180V58H176L175 56ZM195 55H196V57H195ZM220 55V56H219ZM47 57V60L45 59L44 60V58H43V60L41 59L40 60V58H42V57ZM65 56H67V57H65ZM69 56V57H68ZM107 56V57H106ZM165 56H168L167 58V60H166V57ZM169 56H171V57H175V59L176 60H174V59H172L171 57H169ZM204 56V57H203ZM205 56H208V58L207 57H205ZM213 56L216 58L217 57V59H212V62H210L211 61V58H213ZM228 56V57H227ZM231 56V57H230ZM246 56V57H245ZM15 59H14V58ZM127 57V58H128ZM162 57H163V59H162ZM165 57V58H164ZM25 58H26V60H25ZM101 58V59H100ZM105 58H108V59H106L105 60ZM160 58V59H159ZM188 60H187V59ZM192 58V59H191ZM193 58L195 59L196 58V60H194L193 61ZM204 58V59H203ZM205 58H207V60L209 61V63H208V61L206 60V63H204L205 62ZM247 58V61L245 60ZM260 58V62L258 63L257 62V60ZM262 58V59H261ZM32 59V60H31ZM101 61H100V60ZM153 59H156L155 61L153 60ZM165 59V60H164ZM172 59V60H171ZM186 59V60H185ZM232 59V60H231ZM253 59H255L254 61H256V63H254L253 64V61H251V60H253ZM1 60V59H0ZM17 62H16V61ZM25 60V61H24ZM81 60H83L82 61V63H81ZM108 60V61H107ZM122 61L124 64L122 65L121 64V62H118L117 63V61ZM161 60H164V62H166V63H163V62H161ZM171 60V63L169 62ZM184 60V61H183ZM190 60V61H189ZM191 60H192V62H191ZM204 60V61H203ZM243 60H245L244 62L245 63H243ZM250 60V61H249ZM4 60H1V62H3ZM31 61H34L35 63H33V62H31ZM60 61V60H59ZM147 61V62H146ZM188 64H190V65H188V66H193L191 69H189V67L187 66V63ZM203 63H202V62ZM227 61H228V63H227ZM233 61V62H232ZM242 61V62H241ZM22 62H24L25 64H29L28 66H26L25 64L23 65L22 64ZM98 62V63H97ZM150 62H151V64H150ZM153 62H155V63H158V65H154L153 64ZM170 63V65H175V66H177V69H176V71L178 70V68H180L181 69V71L180 70H178L177 72H175L176 73V75L174 74V72H173V74H174V76H176V77H174L173 78V80H178L179 79V77H181V78H183V79H181L180 78V80H178V83H177V81H175V83H174V81L172 80V76L171 75H169L168 76V74H166V72H167V70L168 69H165L166 70V72L165 71H163V72H161V70L160 69H158L159 68V66H160V68H162V65L163 66H168L167 64H169ZM189 62H191V63H189ZM195 63V65H194V63ZM198 62V63H197ZM216 62V63H215ZM223 62V63H222ZM224 62H225V64L227 63L228 65H223L222 66V68H221V64H224ZM230 62V63H229ZM252 62V63H251ZM5 63V62H4ZM127 63V67H128V69H127V67L125 68V69H127V71L125 72L124 71V66H125V64ZM175 63V64H174ZM178 65H177V64ZM193 63V64H192ZM197 63V64H196ZM208 63V64H207ZM233 63V64H232ZM39 64V65H38ZM41 64V65H40ZM42 64H44L45 65V67H44V65L42 66ZM46 64H47V66H46ZM143 64H145V65H143ZM152 64L154 65V66H152ZM164 64H166V65H164ZM185 64H186V66H185ZM231 64V65H230ZM241 64V66H239L238 67V65H240ZM260 64H261V66H260ZM5 65V64H4ZM23 65V66H22ZM32 65V66H31ZM54 65H56V66H54ZM82 65V66H81ZM120 65H122V66H120ZM137 65V66H136ZM180 65V66H181ZM203 65V66H202ZM233 65H235V66H233ZM21 66H22V68H21ZM44 67V68H42V67ZM68 66H69V68H68ZM138 67V68H136V69H134V67ZM4 67V66H3ZM5 67H7L6 65H5ZM52 67H54V68H52ZM100 67V68H99ZM165 67H163V68H165ZM170 67H172V66H169V67H166V68H170ZM186 67H188L187 68V70H185L186 69ZM218 67H216V68H218ZM233 67V68H232ZM255 67V68H254ZM260 67H262V68H260ZM29 70H27V69ZM51 68L53 69V70H51ZM98 68L101 70H99V72H100V75H99V72L97 71L96 73H95V71L94 70H98ZM103 68H104V71H103ZM153 68V69H152ZM163 68H162V70H163ZM174 68V67H173ZM172 68V71L174 70ZM0 69V70H1ZM56 69H57V71L58 72H56ZM81 69V70H80ZM105 69H106V72H105ZM123 69V70H122ZM132 69H134L133 70V72L131 73V71H132ZM218 69V70H219ZM250 69V70H251ZM262 69V70H261ZM39 70V69H38ZM40 70L38 71V72H40ZM122 70V71H121ZM130 70V71H129ZM161 72H159V71ZM170 70H171V68H170ZM185 70V71H184ZM222 70H220V71H222ZM249 70V69H248ZM258 71V72H254V71ZM14 71V72H13ZM24 71H26L27 72V74H25L24 73ZM79 71V72H78ZM125 72V74H127V73H131L132 74V77H131V74H129V78H128V76H127V78L128 79H130V80H126V79H124L125 78V74H124V72ZM160 73H158V72ZM184 71V72H183ZM186 71H189V72H186ZM197 73H196V72ZM32 72H33V74H32ZM36 72H37V70H36ZM35 72V73H36ZM37 72V73H38ZM55 72V73H54ZM102 72V73H101ZM103 72H105L106 74H104ZM123 72V73H122ZM164 72H165V75L167 76V79H164L163 80V78H164V76L162 75V74H164ZM186 72V73H185ZM223 72H221V74L223 75L224 73ZM254 72V73H253ZM54 73V74H53ZM62 73V76L60 75ZM86 73V72H85ZM88 73V72H87ZM90 73H88V74H90ZM95 73V74H94ZM157 73V76L158 77H155L156 74ZM168 73V72H167ZM172 74V72H169V74ZM183 73H184V75H185V77L186 78H189L188 80L184 77V75H183ZM187 73H189V75H187ZM196 74L195 76H193L192 77V75L191 74ZM52 74H53V76H52ZM87 74V75H88ZM97 74V75H96ZM103 74V75H102ZM123 74V75H122ZM179 74H181V75H179ZM25 75V76H24ZM43 75V76H42ZM46 75H48V77L46 76ZM57 75H59L58 77H60L61 79H58V77H57ZM128 75V74H127ZM191 75V76H190ZM228 76V74L226 73L225 74V76ZM83 76L85 77V79L83 78ZM94 76H96L95 78H93ZM117 76V78L120 76H122L123 77V80H121V78H119L118 80H120V82L122 81V83H121V85H120V83H118V80H116V77ZM165 76V77H166ZM191 78H190V77ZM10 77V79H9V81H8V78ZM21 77V78H22ZM28 77V78H29ZM38 77V76H37ZM56 78V80H54L55 78ZM71 77H73V78H71ZM102 77H103V79H102ZM163 77V78H162ZM177 77H178V79H177ZM7 80H6V79ZM63 78V79H62ZM71 78V79H70ZM77 78V79H76ZM86 78H87V80H86ZM136 78V79H135ZM154 78V79H153ZM257 78V79H256ZM81 79V80H80ZM94 79H95V81L96 82H94ZM133 79H135L137 82H135L134 80H133V82H134V84L132 83V80ZM139 79H141V80H139ZM152 79V80H151ZM159 79H162V80H159ZM222 79H224V77L222 78ZM6 80V81H5ZM20 80H22L21 82H20ZM71 80V81H70ZM79 80V83H77V81ZM125 80V81H124ZM139 80V81H138ZM190 80V81H189ZM32 81L34 82L33 84H32ZM63 83H62V82ZM76 81V82H75ZM86 81H87V85H86ZM89 81H92L93 83H95V84H98L97 86L98 87H100V89L101 90H103V89H105L107 92H109L111 95H112V97H108L107 96V98H106V95H108L109 93H106V91H104L105 92V94L101 91L100 93H99V91H98V93L99 94H97L98 95V97H100V98H98L97 97V95H96V97L98 98H96V99H94L93 98V100L94 101H96V100H98L96 103L95 102H93V100L91 101L90 99H91V97L89 98V99H87L86 97L83 99L82 97H80V103H83V104H85V105H89V107H92V104H93V107H94V104L95 105H97L96 107H97V109L99 110V105H100V109H101V111H98V110H96V112H95V109L93 110V112L91 113V114H88V112L89 111H87V113H86V110L89 108L88 107V105H87V107L88 108H86V110L84 109V107L83 106H79V103L78 104H75L76 105V107H74V108H76V111H77V113L78 114H74V109H72L71 110V106H69V107H67V102L70 104V102L72 101V96L74 95V94H72V93H75V94H78V92L77 91H79V93H80V91L81 90H85V89H82V88H87L88 87V84H89ZM116 81H117V84H116ZM128 81V82H127ZM143 81H145V83H143ZM146 81L148 82V84L146 83ZM152 81V82H151ZM167 81V82H166ZM181 81V82H180ZM188 81V82H187ZM219 81H221V79L219 78ZM25 82V83H24ZM40 82H42V83H44L41 87H40ZM50 82V81H49ZM72 82H74L75 84H70V83H72ZM127 82V84L130 82V84H131V88H132V90H129V86H127L126 88H124V90L123 89H119V88H121V86L123 85L124 87H125V85H127V84H125ZM140 82H142L141 84L142 85H140ZM161 82V83H160ZM163 82H165V84L163 85L162 83ZM168 82H172L171 84H173V86L171 87V86H169V85H171V84H169ZM180 82V83H179ZM185 82H187L186 83V85H191V88L192 89H190V88H187V86L185 85ZM54 83V84H53ZM59 83H60V85H59ZM62 83V84H61ZM67 83H68V85L70 84V86H68L67 85ZM124 83V84H123ZM153 83V84H152ZM168 83V84H167ZM1 84H0V87H1ZM8 84H6V85H8ZM118 84H119V86H118ZM138 84V85H137ZM146 84L148 85V87L146 86ZM150 84H152V85H150ZM155 84L157 85V86H155ZM160 84H162V85H160ZM179 85V87L177 86V85ZM5 85V87H7ZM21 85V84H20ZM58 85V86H57ZM78 85V86H77ZM81 85H83V86H81ZM154 85V86H153ZM175 85L178 87V88H181V89H177V87H175ZM2 86H4L3 84H2ZM35 86H36V88H35ZM80 86H81V88H80ZM122 86V87H123ZM135 86V87H134ZM141 86H142V88H141ZM165 87V88H167V87H169V88H167V89H165V90H162V88L161 87ZM5 87H3L2 89L3 90H6L5 89ZM40 87V88H39ZM129 87V88H128ZM134 87V88H133ZM155 87L157 88V89H155ZM173 87H175V88H173ZM186 89H185V88ZM79 89V90H73V89ZM90 88V87H89ZM149 90H148V89ZM171 88V89H170ZM183 88V89H182ZM2 89H0L1 91H0V95H3L2 93H5ZM20 89H19V91H20ZM42 91H40V90ZM68 89H69V91L70 90H72V91H70V93L68 92ZM142 89V90H141ZM144 89V90H143ZM155 89V90H154ZM7 90H8V87H7ZM65 90V91H64ZM89 90H91V89H89ZM88 90V91H89ZM147 90V91H146ZM167 90V93L165 92ZM60 91H62L61 93H59ZM66 93V95L68 94V95H70V96H66L65 95V97L67 98L68 97V101H66V99L64 98V95H63V97H62V93L63 94H65L64 92ZM92 91V90H91ZM152 91H153V93H152ZM193 91H195L194 89H193ZM9 91H7L5 94H7ZM41 92V93H40ZM189 92H192V91H189ZM188 92V94H186V95H189L190 97H192L194 94H195V92H194V94L193 95H191L190 93ZM19 92L17 91V96H20V94H18ZM38 93H40V94H38ZM59 93V96H61L60 98L61 99H63L64 100V104H63V100H61L60 101V98L59 99H57V101H55L54 103H53V97H55L54 96V94H58ZM126 93V94H125ZM163 95L164 94V96H162L161 94ZM181 93V94H180ZM30 94H32V95H30ZM33 94H35L34 96H33ZM109 94V95H110ZM157 94H159V96L157 95ZM177 94H179V95H177ZM26 95H30L29 97H30V100L28 99V97L26 98ZM157 95V96H156ZM172 95V96H173ZM3 96H5V95H3ZM7 96V99H8V94L6 95ZM20 96V97H21ZM39 96H41V97H39ZM43 96H44V98H46V97H48V101H43L44 99H43ZM59 96H57V97H59ZM102 96H104L103 98H105V99H107V101L108 100H110L111 98H115V102H114V104H113V101H114V99H112L113 101H112V104H111V102H110V106H114V107H111L112 109H114L115 111H119V113H116L114 110H112L111 111V108L109 107V109H110V112H112V114L115 112V114H113L114 115V117L111 115V113L109 112V110L107 109L106 110V107L108 106H106V104H104L105 103V101H103V98H102ZM149 96H154V101L155 100H157L155 103H157V104H155L154 103V101H153V97H149ZM156 96V97H155ZM10 97V96H9ZM56 97V98H57ZM125 97V98H124ZM163 97V98H162ZM189 97V98H190ZM101 98H102V100H101ZM147 98H149V99H147ZM152 98V99H151ZM157 98V99H156ZM159 98V99H158ZM173 100H176V99H174V96L173 97H171ZM186 98H188V97H186ZM45 99V100H46ZM70 99V100H69ZM122 99H124V100H122ZM142 99V100H141ZM143 99H145V100H143ZM9 100V99H8ZM6 101V98L4 97L3 98V101L2 102H4L5 103V101H6V103H10L11 101L10 100H12V99H10L9 101ZM90 102H88V101ZM121 100H122V103L121 104H123V105H125L126 104V107H127V112H125V110L126 109H122V108H124V107H122L121 105H120V109L118 108V104H119V102H121ZM139 100H141V101H139ZM162 100V101H161ZM66 101V102H65ZM70 101V102H69ZM106 101V102H107ZM148 101V102H147ZM152 101H153V106L151 105L152 104ZM46 102V103H45ZM60 102V103H59ZM88 102V103H87ZM93 102V103H92ZM125 104H124V103ZM136 102H139L138 103V105L137 104H135ZM147 102V103H146ZM150 102V103H149ZM159 102V103H158ZM6 103L4 104V106H6ZM48 103H49V105L53 108H51L52 110L51 111H54V116H55V118L56 117H58L59 118V121H60V124H58L59 126H61L60 128L59 127H57L58 125H57V123H55V121L54 120H56V119H58V118H56V119H54V117H52L51 118V116H53V112H51L50 111V114L51 115H49V114H46V112L48 113L49 112V109H50V107H47V105H48ZM58 103H59V107L57 106L58 105ZM92 103V104H91ZM108 103V102H107ZM115 103H117V105L115 104ZM149 103V104H148ZM2 104V107H3V103H1ZM40 104V103H39ZM57 104V105H56ZM62 104V105H61ZM133 104H135V105H133ZM48 105V106H49ZM71 105V104H70ZM73 105V104H72ZM75 105H73V106H75ZM80 105H82V104H80ZM84 105V106H85ZM116 105V106H115ZM133 105V108L132 107H130V106H132ZM32 106V107H31ZM72 106V107H73ZM147 106V107H146ZM152 106V107H151ZM47 107V108H46ZM57 107H58V109H57ZM68 108V110L67 111H65L66 109H63V111H64V113H66L67 114V112L69 113V109H70V112L72 111V113H70V114H68V115H63L62 113H63V111H62V108ZM83 108V109H80V108ZM125 107V108H126ZM139 107V108H138ZM144 107H146V110H144L145 108ZM33 108V109H32ZM40 108V109H39ZM78 108V109H77ZM103 108V109H102ZM104 108H105V110H104ZM141 108H144V109H142L141 110ZM2 109V108H1ZM82 110V111H84L85 113H80L81 111L80 110ZM117 109V110H116ZM139 110V111H136V110ZM148 109V110H147ZM39 111V114H40V117H38L39 116V114H38V116H35V115H33V113H31V112H34L35 113V111ZM59 110L61 111L60 113H57V111L59 112ZM88 110H90V112L92 111L91 110V108H89ZM122 110V111H121ZM135 110V111H134ZM37 111V112H38ZM40 111H43V118H41V113H40ZM120 111L123 113V112H125V113H123L122 115H123V117L121 118L119 115H117V114H120ZM131 111H133V115H132V112ZM144 112V114H146V116H144V118H142V119H144V121L141 119V115L143 116V112ZM151 111V110H150ZM36 112V113H37ZM106 114H105V113ZM141 112V113H140ZM35 113V114H36ZM108 113H110V114H108ZM140 113V115L139 116H137L136 117V115H138ZM86 114H88V115H86ZM100 114V116H98ZM108 114V115H107ZM127 114H128V120H132L131 122H129L128 120V122H125V120H126V118H127ZM73 115H74V117H75V119L73 118ZM105 115H107V116H105ZM126 115V116H125ZM135 115V116H134ZM93 116H95V118H92ZM98 116V117H97ZM103 116V117H102ZM105 116V117H104ZM117 116V117H116ZM132 116H134V118L138 121L137 123H136V120L135 119H133V117ZM31 117V118H30ZM41 118V119H43V121H44V119H46L45 121L47 122V123H45V121H44V123L46 124V125H44L45 127H43L42 125H43V123H42V121H41V119H37V118ZM96 117L98 118V119H96ZM107 117L111 120V121H109V123H106L107 121H108V119H107ZM140 117V118H139ZM0 118H1V116H0ZM36 118V119H35ZM51 118V119H50ZM100 118H104L105 119V122H104V119H100ZM117 118V119H116ZM120 118L121 119H123V121H121V123H120ZM30 119V120H29ZM31 119H32V122L33 123H38V126L36 125L35 126V124H33L32 122H31ZM77 119V120H76ZM2 120H4L3 118L1 119V121ZM36 120L38 121V122H36ZM52 120H53V122L55 123H52ZM62 120V121H61ZM74 120H76V121H74ZM91 120H92V123L94 124V126H90V125H92V123H91ZM134 120V121H133ZM1 121H0V125H1ZM35 121V122H34ZM40 121V122H39ZM85 121H87L86 123H84ZM88 121H90L89 123H88ZM100 121V122H99ZM3 122H5V120L3 121ZM3 122H2V124H3ZM22 121H20V126H23V125H21L22 123H21ZM23 122H24V120H23ZM70 122V123H69ZM72 122H76V123H72ZM115 122H116V124H115ZM122 122H123V124H122ZM125 122V123H124ZM139 122L141 123V125H139ZM62 123H63V125H62ZM66 123V124H65ZM69 123V124H68ZM91 123V124H90ZM106 123V124H105ZM129 123V124H128ZM131 123V124H130ZM134 123V125H132ZM135 123H136V127L137 126H139V128H136V127H134L135 126ZM30 124V125H29ZM54 124V125H53ZM101 124V128H105V129H107L106 127H108V130L109 129H111V133H112V135H113V137L115 138V139H113V137H106V138H103L102 139V141L101 140H99V143L97 142L98 141V139H95L94 141H96V143L94 142V143H92V144H89V142L86 144V143H84V141H83V138H82V140H80L79 141V139L81 138L80 136H78L77 138H78V140L77 139H74V138H72V139H74L73 141L72 140H68L67 141V139L69 138L68 136H66V135H63V136H65V137H63V138H66V137H68V138H66V141L64 142V146L62 145V142L64 141V139H62L63 141L61 142V145L58 143V138L60 137V136H56L58 133H60V131H64L65 132V134H66V132H68V134L67 135H69V131L68 130H70L69 129V127H75V129H76V125H78L79 126V128H81V129H79L80 131L83 129V127H86V126H90V129L91 130H93L95 127H98L99 125ZM112 124V125H111ZM119 124H120V126H119ZM7 125V124H6ZM50 125H53V126H50ZM55 125H57L56 126V128H55ZM110 125V126H109ZM123 127H122V126ZM124 125H126L125 127H124ZM3 126H5V127H3ZM29 126H31V131L29 130L30 129V127ZM66 126H67V128H66ZM77 126V127H78ZM80 126H82V127H80ZM116 126V127H115ZM128 126V130H126L127 127ZM34 127H36V129H33ZM38 127V128H37ZM45 128V129H42V130H44V131H40L41 130V128ZM47 127V128H46ZM49 127V128H48ZM91 127H93V128H91ZM55 128V129H54ZM59 128V129H58ZM66 128V129H65ZM73 128H71V132L73 131L72 129ZM113 128H114V130H113ZM130 128V129H129ZM232 128H233V126H232ZM54 129V133H53V130ZM62 129V130H61ZM84 129H86V131H88L87 129H89V128H84ZM84 129L81 131V132H83L84 131ZM120 129H121V131H120ZM15 130V129H14ZM33 130V131H32ZM34 130L36 131V133H34L35 134V137L36 138H38L39 140L41 139V136L44 138V140H45V142L48 140V142H46L47 143V145H45V143L43 144V145H41V144H39L38 143V141L36 142V141H34V136H31V137H29L30 135H32V133L34 132ZM66 130V131H65ZM239 130H241V129H239ZM6 131H9L8 133L6 132ZM37 131H39V132H37ZM57 131H59V132H57ZM79 131V132H80ZM85 131V134L87 135V133L89 134V132H91L90 130H89V132H86ZM17 132V133H16ZM32 132V133H31ZM45 132V133H44ZM76 132V131H75ZM77 132H78V130H77ZM121 132V133H120ZM127 133V135H126V133ZM235 132H237L238 133V131H235ZM241 131H239V133H240ZM244 132V131H243ZM243 132H241V133H243ZM9 133H10V135H9ZM20 134L19 136H17V134ZM41 135V136H39V134ZM72 133H74V131L72 132ZM92 133V132H91ZM130 133H132V131H130ZM133 133H132V135H133ZM233 133V132H232ZM236 133V134H237ZM33 134V135H34ZM51 134H53V136L55 137H57V141H56V143H54L55 141H50L49 140V138H51V137H53V136H51ZM56 134V135H55ZM82 134V133H81ZM84 134V133H83ZM83 134H82V137H83ZM115 134H117V136H119V137H117ZM123 134V135H122ZM234 134V133H233ZM235 134V135H236ZM37 135V136H36ZM60 135V134H59ZM70 135H71V133H70ZM69 135V136H70ZM74 135V134H73ZM73 135H71V136H73ZM77 135V134H76ZM131 135V134H130ZM4 136H5V138H4ZM47 136H49L48 137V139H47ZM85 136V135H84ZM89 136H90V138H91V135L89 134ZM89 136H88V138H89ZM116 136V137H115ZM238 136V135H237ZM237 136H235V138L237 137ZM7 137H9L10 139H8ZM56 137H55V139L54 140H56ZM62 137V136H61ZM60 137V138H61ZM73 137H75L76 138V136H73ZM15 138H17L16 140V143H15V145H13L14 144V140H15ZM26 138H30V142H29V140L28 139H26ZM213 138V137H212ZM238 138V137H237ZM236 138V139H237ZM241 138V137H240ZM14 139V140H13ZM52 139V138H51ZM70 139H71V137H70ZM87 140V138H85L84 137V140ZM214 140H215V138H213ZM212 139V140H213ZM242 139V138H241ZM240 139V140H241ZM27 140H28V143H27ZM33 140V141H32ZM36 140V139H35ZM43 140V139H42ZM213 140V141H214ZM31 141H32V143H33V145H34V147H35V145H36V147H37V150H36V148H34V147H32L31 145ZM60 141H61V139H60ZM87 141H92V140H87ZM100 141H101V143H102V145H101V143H100ZM130 140H128V142H129ZM221 141V140H220ZM237 141H238V139H237ZM3 142V143H2ZM27 144H26V143ZM53 142V143H52ZM67 142V143H66ZM86 142V141H85ZM93 142V141H92ZM152 142V141H151ZM38 143V144H37ZM43 143V142H42ZM50 143H51V145H50ZM66 143V144H65ZM84 143V144H83ZM5 144H7V146H5ZM55 144H57V147H58V152H56V149H57V147H56V149L54 148V150H53V152L55 151L56 153H57V155L55 154V153H52V152H50V155L49 154H47V152L49 153V151H47L46 152V154L47 155H45V152L43 153L44 155H42L41 153L43 152V151H45L46 149L45 148H47L46 146H48V145H50V146H52V145H54L55 146ZM150 144H152V143H150ZM39 145H41V149H39L38 150V148L40 147H38ZM91 145V146H90ZM98 145V147L96 148V147H94V146H97ZM101 145V146H100ZM32 147V149H33V151H37L38 153L36 154V152H35V154H33L34 152H28L27 151V154L25 153V151L24 150H28V148H29V150H32V149H30L31 147ZM43 146H45V147H43ZM53 146V147H54ZM94 147L95 148V150H96V152H95V150L93 149V148H91V147ZM9 147H11V150H10V152L6 149V148H8V149H10ZM12 147H13V149H12ZM15 147V148H14ZM53 147H50V148H53ZM112 147H114L113 149H114V151H113V149H112ZM108 148L109 149H111V151L110 150H108ZM16 149V150H15ZM43 149H45V150H43ZM48 149V148H47ZM59 149H61V151L59 152ZM67 151H65V150ZM118 149H119V147H118ZM6 150V151H5ZM17 150H21V152L20 151H17ZM42 150V151H41ZM51 150V149H50ZM64 150V151H63ZM92 150V151H91ZM97 150H99V151H97ZM116 150V151H115ZM5 151V152H4ZM8 151V152H7ZM22 151H24V153H25V155H24V153L22 152ZM109 151V152H108ZM2 152H4V153H2ZM18 152V153H17ZM20 152V153H19ZM64 152V154L65 155H67L68 154V156H70V157H68L67 156V158L65 157L64 158V155L62 154ZM110 152H111V154H110ZM12 153H14V155H12ZM96 153L98 154L97 156H96ZM103 153V154H102ZM109 153V154H108ZM2 154H4V156L2 155ZM6 154V155H5ZM16 154V155H15ZM29 154V155H28ZM32 154H33V156L35 155V157H34V164L32 163V160L30 159L31 157H32V159H33V156H32ZM52 154H54L53 156H55V157H51L52 156ZM95 154V155H94ZM101 154H102V156H101ZM170 154V155H169ZM169 154H167V156L169 155L170 157H172V155L173 154H171V152H169ZM10 155V156H9ZM23 156V158H21L22 156ZM84 157H83V156ZM159 155H161V154H159ZM17 156V157H16ZM27 156V157H26ZM28 156H30L29 157V159H28ZM61 156V157H60ZM93 156H96V158H95V160H92V157ZM100 156V157H99ZM168 156V157H169ZM6 157H9V159L8 158H6ZM10 157H11V159H10ZM45 157H46V159H48V160H46L45 159ZM58 157H59V160H56V159H58ZM63 157V159L64 160H66V159H68L67 161H65L64 163H63V159L62 160H60L61 158ZM91 157V159H89ZM159 157H161L160 158V160L162 159V155L161 156H159ZM52 158V159H51ZM156 158H157V156H156ZM188 158L189 159H192V157H190V156H188ZM8 159V160H7ZM14 159V160H13ZM25 159H27L28 161L26 162V160ZM94 159V158H93ZM105 159V160H106ZM154 159H155V157H153V161H154ZM186 160H180V162L182 161V165L181 166H183V164L185 163V165L186 166H183V168H186L189 164H191V160H189L190 161V163L189 162H186V161H188L187 160V158H185ZM23 160L25 161V162H23ZM29 160H31V161H29ZM55 160H56V162H55ZM157 160H159L158 158H157ZM4 161V162H3ZM10 162V164H9V162ZM58 161H60V162H62L61 164H56ZM93 161V162H92ZM95 161V162H94ZM151 161V168L153 169L154 167L156 168V171H155V173H158L159 172V170H160V172H161V166H160V168H159V166H158V164H159V162H164V161H155V162H152V159L150 160ZM176 161V160H175ZM183 161H185V162H183ZM21 162V163H20ZM50 162V163H49ZM59 162V163H60ZM67 162H69V163H67ZM156 162H158V164L156 163ZM196 161L194 160V158H193V162L192 163H194V164H191V166L192 165H197L196 163H195ZM6 163H8L7 165H6ZM16 163V164H15ZM22 163H25L24 164V167H23V165H22ZM155 163V164H154ZM187 163H188V165H187ZM2 164H4L3 166H2ZM22 166H21V165ZM44 164H46V165H44ZM63 164V166H60V165H62ZM86 166H85V165ZM95 164V165H94ZM161 164V163H160ZM176 164V163H175ZM78 165H80L79 167H78ZM84 165V166H83ZM87 165H90V167H87ZM94 165V166H93ZM164 165V164H163ZM8 166L10 167V168H8ZM39 168H38V167ZM43 166H45L44 168H45V171L46 170H48V169H50L49 171H47V173L48 174H46V172L44 171V169H43ZM191 166H188V168H187V170H189V167H191ZM13 167L15 168V170H16V168H17V170H16V172H15V170L13 169ZM27 167H29V170L26 172V173H28L29 175H31L32 177H28L27 176V179L28 180H32V182H31V184H29V182L31 181H28V180H25V181H21L22 179L21 178H24L25 179V177H26V175H28V174H26L25 173V171H26V168ZM32 167V168H31ZM33 167H34V172L32 173V171H31V169H33ZM36 167V168H35ZM40 167H41V170H40ZM67 167H68V169H67ZM75 167V168H74ZM82 167H84V168H82ZM92 167V168H91ZM176 168H177V166H175ZM31 168V169H30ZM76 168H78V169H76ZM79 168H82L83 169V173H78L79 174V176H78V174H77V172H82V170H80ZM91 168V169H90ZM182 167L180 168V169H175V168H173L176 172H177V174H175L176 172H173L174 170H172V168H166L165 169V171H163L164 173L166 172H170L173 176H171V174H168V176H163V173L162 174H160V173H158V174H160V176H159V178H155L154 179V177H147L146 179H145V181L144 180H142L145 184H142V182H141V188H140V190H138V192H141L140 194V196H136V195H139L138 193H136V191L137 190H135L134 191V189L132 190V192H131V190L130 189H127L128 191H130V192H127V190L125 191V189L121 192V194H126V193H128V197L126 196L125 197V200L126 201H128V202H130V204L131 205H134V206H131L130 204H127L125 207L123 206V208H125L124 209V211H126V209H127V213H124V212H120V214L122 215V213H123V215L125 216V217H128L127 215L129 214L130 215V219H126V221L127 222H130L131 223V221H132V223H133V221L135 220V219H133L134 218V215L135 214H138L139 213V217L137 216V215H135L137 218H139L138 219V221L140 220V219H142L141 218V215H142V213L141 212H143V215L145 214L146 216H147V212L151 209L152 210V207L153 208H155L153 205H156L158 208H155L152 212H159V209H160V205H157V204H162L163 203V206L165 205L166 207H167V205H169V203H170V201H173L174 203V205L172 204V203H170V205L172 204L173 206H175V208H177V206H176V204L177 205H180V203H181V201L182 202H184V203H182L181 204V207L183 206V204H184V207H185V205H186V207L187 206H189L190 204H191V202L193 201V200H191V202H189V200L190 199H188V197H190L191 199L192 198H194V196H196V192H197V194H200V193H202V195H203V193H205V194H207V195H203V197H201V199H204L203 201H205V200H208V203H206V204H204V205H207L208 204V206H209V208L210 209H208V210H210V211H213V212H215V213H217V211L219 212L218 214L219 215H221L223 218L225 217V218H227L226 217V215L225 214H227L228 212H229V210L230 209H236V210H238V211H240L239 209L242 207V206H248V205H251L252 203H250L251 201H254V199H256V198H258V196H259V198H261L262 197V199H263V197L264 196H261L260 197V193L259 192H257V194L256 195H258L257 197L255 196V194H252V195H248L247 197H248V199H249V201L250 202H246V199L247 198H244V200H243V198H238V201L239 202H237L236 203V200H237V198H235V200L232 198H230V199H227V200H225V199H222V196L223 195H226V194H224L225 192L224 191H226V189L228 188V187H235V186H233V185H236V183H230V181L228 182V180L226 181V182H228V183H226L225 182V180L223 181V179H225L226 177H227V175L229 174L230 175V173H232V172H230V173H228L227 175L225 174V176L222 174V175H220L221 174V172H220V174H218V178H215V179H218V181L219 182H216L215 184H217V185H215V184H213L215 181L213 180V181H211L212 180V178H211V180H209L210 178H208V176H210V174H212L213 172H214V170H215V172L217 173V170L216 169H214L213 168V172L211 173L210 171H209V169H208V167L207 166H205L204 167V170H203V168H202V170H199L200 171V173L199 174H201V175H199L198 174V172L199 171H195V169H196V166H193V167H191V169L189 170V171H187L186 173H191L190 175H188V176H190L189 177V179L191 180V177H193L192 179L194 180V181H191V183H190V180L189 179H187L186 178V175L187 174H184L185 173V171L184 170H186V169H183ZM207 168V170H206V174L208 175V173L210 172V174L207 176V175H205V176H203L202 177V174H203V172H201V171H205V169ZM210 168V167H209ZM8 169H10V170H8ZM13 169V170H12ZM24 169V170H23ZM28 169V168H27ZM36 169V170H35ZM51 169L53 170H59V171H57V172H61L60 173V177H59V180L60 181H58V178H55L56 177V175H57V177H58V173H55L54 171H51ZM69 169H75V171H69ZM86 169H87V171H86ZM201 169V168H200ZM4 170H5V172H4ZM19 170V171H18ZM79 170V171H78ZM179 170L180 171H182V172H179ZM86 171V172H85ZM222 172H224L223 170H221ZM11 172V173H10ZM45 173V176L43 175V173ZM54 172V173H53ZM75 172V173H74ZM8 173H10V174H13L12 175V177H11V175L9 174V175H7ZM22 173V174H21ZM26 175H25V174ZM31 173V174H30ZM42 173V174H41ZM165 173V175H167ZM179 173H180V176H177V177H174V176H176V175H179ZM182 173V174H181ZM20 174H21V177H19L18 178V176H20ZM39 174H41L40 176H41V178H40V176H39ZM49 174H51V175H53L52 177L49 175ZM183 174H184V176H183ZM215 174V173H214ZM1 175H2V177H4V178H2L1 177ZM5 175V176H4ZM7 175V176H6ZM18 175V176H17ZM36 175H37V179L34 181V178L36 177ZM47 175V176H46ZM48 175L51 177L50 179H52L53 177L57 180V181H55V182H59L58 184H56V185H51V183L49 184V180H47L46 178H48ZM81 175V176H80ZM84 175V176H83ZM181 175H182V177H181ZM204 175V174H203ZM233 175V174H232ZM235 175H237V174H235L234 173V176ZM195 176L197 177H199V179H197V180H199L200 181V178H204L205 177V180H207L206 181V183L203 181V179L198 183L197 182V180H196V178H195ZM234 176H228V178H230V179H233L234 178ZM7 177V179L8 180H6L5 178ZM161 177L163 178L164 177V179L166 178V179H168L169 181L168 182H166L165 183V180H164V182H163V180H161L162 182V184H160L159 183V180L161 179ZM181 177V178H180ZM211 177H213L212 175H211ZM214 177H216L215 175H214ZM237 178H235L236 180H238L239 179V176L237 175L236 176ZM10 178H12V180L10 181ZM54 178H53V180H54ZM170 178H175L176 179V181H172V179H170ZM207 178V179H206ZM23 179V180H24ZM45 179V180H44ZM159 179V180H158ZM177 179H182L181 181H183V183H185L186 185L188 184V182H189V184L187 185V187L188 188H192V186L191 185H193L194 183H192V182H195V184H194V186L196 187V189L195 188H192V190L191 191H188L189 189L186 187V185L185 184H183L180 180L178 181ZM214 179V178H213ZM221 179H222V183H221ZM227 179V178H226ZM229 179V180H230ZM234 179V181H236ZM15 180V181H14ZM42 180H44V181H41ZM154 180H155V182H154ZM157 180H158V183H156L157 182ZM8 181V182H7ZM13 181V182H12ZM28 181V182H27ZM33 181L34 182H36V183H33ZM203 181V182H202ZM233 181V182H234ZM240 181V180H239ZM10 182L12 183L11 185H10ZM15 182H16V186H14V194H15V189H19V187L21 188V187H25L26 186V184H27V186H28V184L31 186V187H33L34 185L33 184H35V186L37 185V188H39V189H37L36 187H34L36 190H34V189H32V188H25L26 190H23V188H21L23 191H20V195L19 196H21V195H23V198L25 197V195L27 194V193H29L30 194V196L31 197H29L28 195H26V198H28V199H25V200H27V202L26 203H29V205L32 207V210L34 211V212H36V213H39V211L40 210H42V211H40L41 213V215H44V217L46 218H44L43 220H45V221H43L44 223H46V225H49L50 223H52V221L49 223V220H50V217H51V219H53L56 223L55 224H53L54 223V221H53V226H52V228L54 229H52V228H50L51 226H49V228H48V226L46 227V228H44V226L43 227H41L42 225H43V222H40V221H37V223L38 222H40V223H42V225L40 224H38L37 225V223H34L32 220H30L29 218H31V217H29L28 218V216L27 215H29V214H27L26 213V211H24L25 209H24V207H28V205L25 203V204H23V201H22V199H20V198H22V196L21 197H19V200L17 199L18 198V196L17 195H14L13 194V192H10V190H11V186L12 185H15ZM177 184V182L179 183L178 184V187H180L181 185L180 184H182V185H184V187L183 188H178V187H176L173 191L175 192V190H178V189H181L182 190V192L183 191H185L186 189H187V191L186 192H184L183 193V195L182 196H184L185 194V200H183L184 199V197H182L183 199H177L176 198V195H178L179 196V192L181 193V191L180 190H178L179 192H175L176 193V195H175V193L172 191V189L175 187V183ZM236 182H238V181H236ZM8 183V184H7ZM40 183H42V187H41V185H40ZM46 185H45V184ZM160 184V186L162 185L163 187L164 186H167V191H164V192H162V193H160L162 190H164L165 189V187L164 188H160V189H157L156 190V188L159 186V185H157V187H156V185H155V190H156V193L157 194H155L156 196L155 197H153V199L152 200H150L149 198L154 194V193H152V192H155V190H154V188L153 189H149V188H151V185H154V184ZM202 183H203V185H202ZM204 183H205V185L207 186L206 187V189H211V183H212V185H215V189L217 188V191H218V194H217V192H216V190L215 189H212L213 191V194H210V193H212L211 192V190H210V192L208 191V190H206L204 187ZM240 183V182H239ZM21 184V185H20ZM49 185V187H48V185ZM62 184H63V182H62ZM223 184H227L226 186L225 185H223ZM231 184V185H230ZM171 185V186H170ZM180 185V186H179ZM220 185H223V187H226V188H222L221 189V186L219 187ZM240 186L241 185H243V183L241 184H239ZM239 185H236V187L238 188V187H240ZM11 188H10V187ZM45 186H46V188L49 190L48 192H47V189L45 188ZM174 186V187H173ZM177 186V185H176ZM193 186V187H194ZM197 186H199V187H197ZM228 186V187H227ZM245 186V185H244ZM10 188V190L9 191H7L9 188ZM153 187V186H152ZM209 187V188H208ZM214 187V186H213ZM212 187V188H213ZM234 188V190L235 189H237V188ZM6 188H7V190H6ZM54 188V189H53ZM241 188H243V186L241 187ZM241 188L239 189H237V190H241ZM13 189V188H12ZM162 189V190H161ZM194 189V190H193ZM205 189V190H204ZM219 189V190H218ZM244 189V188H243ZM31 190H34L33 192H35V193H32L31 194ZM46 190V191H45ZM118 190V189H117ZM141 190H143V191H141ZM196 190V191H195ZM203 192H202V191ZM224 190V191H223ZM246 190V187H245V189H244V191ZM250 190V189H249ZM17 191H19V190H17ZM119 191H120V189H119ZM145 191V193H143ZM147 191V192H146ZM160 191V192H159ZM170 191H172V192H170ZM193 191L195 192V193H193ZM201 191V192H200ZM236 191V190H235ZM234 191V192H235ZM242 192H243V190H241ZM240 191V192H241ZM252 191V190H251ZM250 191V192H251ZM254 191V190H253ZM50 192V193H49ZM187 192H189V193H187ZM191 192V193H190ZM207 192V193H206ZM209 192V193H208ZM226 192H229V190H227ZM249 192V193H250ZM261 192V191H260ZM12 193V194H11ZM46 193V194H45ZM49 193V194H48ZM52 193V194H53ZM130 193H136L135 195H133V194H130ZM160 193V194H159ZM178 193V194H177ZM195 194V195H193V194ZM215 193L217 194V195H215ZM219 193H221V195H219ZM230 194H231V190H230V192H229ZM229 193H227L228 195H230ZM237 193H239V191H237L235 194H237ZM253 193V192H252ZM262 193V192H261ZM16 194H19L18 192L16 193ZM48 194V195H47ZM160 195V197H164V198H158L157 197V195ZM164 194L166 195V196H164ZM174 195V196H171V195ZM190 194H192V195H190ZM12 195H13V197H12ZM119 195V194H118ZM117 195V200H119V196ZM133 196L135 199L133 200V198L131 199L130 197L131 196ZM146 195H148L147 196V199L148 200H150V201H152V202H150V205L149 206H151L152 204V206L150 207V209L148 208L149 206L148 205H146V204H148L149 202L148 201H145L144 202V205H143V207H145V208H147V210L146 209H144V208H141L142 207V204H143V202H141V200L143 199H146L145 198V196ZM158 195V196H159ZM188 195V196H187ZM209 195H211V196H209ZM213 195V196H212ZM227 195V196H228ZM261 195H264V194H261ZM15 196H17V197H15ZM170 196V197H169ZM198 196H200V195H197L195 198L197 199L198 198ZM210 197L209 199H214V196H215V198H216V196H219V197H217L216 199H214L213 200V205H219V206H212L211 207V205H210V200L208 199V198H206V197ZM51 197V195H50V198H52ZM140 197V198H139ZM167 197H169L168 198V201H165L166 199L165 198H167ZM176 198V199H174V198ZM229 197H231V196H229ZM253 197V198H252ZM255 197V198H254ZM12 198H14L15 199V201H13L14 199H12ZM47 197H45V200H46V203L47 202H49V203H54L55 201H56V199H52L53 201H51V199H49V201H47L48 200V198L46 199ZM158 199V201L156 200V199ZM173 198V199H172ZM258 198V199H259ZM23 199V200H24ZM137 199V200H136ZM146 199V200H147ZM155 199V201H153ZM159 199H160V201H162V202H160L159 201ZM162 199V200H161ZM165 199V200H164ZM172 199V200H171ZM194 200L195 202H197L198 200ZM198 199H200V198H198ZM200 199V200H201ZM16 200H17V202H16ZM64 200H65V203H64ZM136 200V201H135ZM170 200V201H169ZM218 201L219 202V200H220V202H222L221 204L219 203V204H216L217 202L216 201ZM231 200V202L229 203V201ZM21 201H22V203H21ZM137 202L138 203V205H137V207L135 206L136 204H134L135 202ZM176 201V202H175ZM212 201V200H211ZM244 201V202H243ZM262 201V200H261ZM133 202V203H132ZM147 202V203H146ZM156 202H158V203H156ZM192 203V209L193 208H195V210H192V212L191 213H193V211L196 213V215H197V213H198V216L201 214L200 212H202L203 213V211H204V209H202L203 208V206H199V207H201V208H199L198 207V205L197 204H200V201H198V203ZM201 202H202V200H201ZM216 202V203H215ZM225 202L227 203V204H225ZM233 202H235V203H233ZM19 203V204H18ZM21 203V204H20ZM156 203V204H155ZM203 203V202H202ZM201 203V204H202ZM228 203H229V207H226V206H228ZM238 203H240V205H242L240 208H239V204ZM260 203V201L258 200L257 201V199H256V202L254 203L253 202V205H256V204H259ZM5 204V205H4ZM167 204V205H166ZM211 204H212V202H211ZM225 204V207H226V209L224 210V209H221V208H219V207H221L222 205H224ZM235 204H238V205H235ZM244 204V205H243ZM21 205V206H20ZM24 207H23V206ZM34 205H39V204H34ZM130 205V206H129ZM168 206L167 208L164 206V207H161V209H160V214L163 216V213H162V211H163V208H165L164 209V211L163 212H167L169 209L171 210V206ZM196 205H197V207H196ZM234 205H235V207H234ZM29 206V208L31 209V207ZM64 206V207H65ZM67 206V207H68ZM138 206H141V207H138ZM148 206V207H147ZM232 208H231V207ZM23 207V208H22ZM105 207L107 208V206L105 205L103 208L105 209ZM127 207H130V209H131V207H132V212L130 211V209L129 208H127ZM170 207V208H169ZM179 207V206H178ZM180 207V208H181ZM185 207V208H186ZM216 207V208H215ZM224 207V208H225ZM28 208V209H29ZM109 208V207H108ZM137 208H138V210H137ZM139 208H140V210H139ZM180 208H177L178 210L180 209ZM199 208V209H198ZM222 208H223V206H222ZM24 209V210H23ZM72 209H74L73 210V212H72ZM141 209H143L142 211H141ZM158 209V210H157ZM168 209V210H167ZM176 209V210H177ZM196 209H197V211L198 210H200V212H196ZM217 209V210H216ZM219 209H221V211L219 210ZM229 209V210H228ZM21 210V211H20ZM101 210V208L99 209V211L98 212H101L100 211ZM108 210V209H107ZM137 212H136V211ZM145 210V211H144ZM181 210V209H180ZM179 210V211H180ZM183 210V209H182ZM201 210H203V211H201ZM215 210V211H214ZM23 211V212H22ZM38 211V212H37ZM110 211H112V210H109V212ZM173 211V210H172ZM178 211V212H179ZM42 212L44 213V214H42ZM105 212H107L108 213V211H104V213ZM150 212V211H149ZM148 212V213H149ZM152 212H150V214L152 213ZM155 212H154V214H155ZM170 213H165V214H171V211H169ZM182 211H180L179 213H181ZM204 212H206L207 213V211H204ZM221 212V213H220ZM20 213H21V215H20ZM24 215H23V214ZM104 213L103 212H101L100 214H102L103 216H104ZM135 213V214H134ZM173 213H177V212H173ZM175 214L176 215V217H178L179 215H181V214ZM184 213V212H183ZM206 213L204 214V215H202V216H207V215H209V217L207 218V217H205V219H207L206 221L204 220V221H202L203 219H201L200 221H202L201 222V225H200V221H199V219H198V222L196 221V222H192L193 224L191 225L190 223V220H192L193 219V221H195V220H197L196 219V215H195V220H194V218H192V215L190 216V218L191 219H189L188 218V220H189V222L186 220L187 219V215L186 214H188L187 212H186V216H184L185 218L184 219H179V217L178 218H176V219H178L177 221H176V219H175V216H171V218H172V221L171 220H168V221H166V223L165 224H163V222H165L164 220H163V218L161 219L162 220V223L160 222L161 220H159V222H160V224H158L159 222L157 221L158 219L157 218H159L160 219V217H161V215H159V217L156 215H154L155 217H156V219H155V217L153 218V220L152 219H150L151 217V215L148 217L149 218V220L150 221H152V224L150 223L149 225H146V221L149 223L150 221H148V218L144 215V217H145V219L143 218V221L145 220V222H142V221H139V222H142V223H145V225H146V227L148 226L149 227V229H152V227L155 225L154 223H156V225L154 226V227H156L157 225H158V227L157 228H159V225H169V226H171V224H170V222L173 224V231L175 230V228L176 227H178L179 228V230L181 229V226H184V224L183 223H185V220H186V223L185 224H187L188 225V227H192L194 224H197L198 226H200L201 228H206V229H208L207 228V226H209V225H211L210 223V217H212L211 219L213 220V217H214V219H216L217 217V215L216 216H214V214L212 215L211 213H207V215H206ZM25 214H27V215H25ZM46 214H50V215H46ZM119 214V213H118ZM132 214V215H131ZM134 214V215H133ZM157 214V213H156ZM210 214H211V216H210ZM105 215H107V214H105ZM120 215V217H119V215H115L113 212H111V213H108V216H105V217H110V219L109 218H107L108 219V221L110 222V221H112L113 223H103L101 220H103V221H105V222H107V219L105 218H101V219H95V218H93L92 220H94L95 222H96V224H93V225H96L97 226V224H99L97 227H98V229H100V228H102V227H104V225L103 224H106L105 226H111V228H112V233H113V227H112V225H114V228H116L114 231H116L118 228H120V226L118 227V223H117V226H116V222H115V224H114V221H115V218H118V219H120L122 216ZM171 215H174V214H171ZM178 215V216H177ZM182 215H184V214H182ZM48 218H47V217ZM78 216L79 217H81V218H78ZM100 216V215H99ZM118 216V217H117ZM124 216L122 217V220H123V218H124ZM201 216V215H200ZM27 217V218H26ZM42 217V216H41ZM67 217V218H66ZM111 217H112V220H111ZM114 217V218H113ZM169 217H170V215H169ZM174 217V218H173ZM204 217H202V218H204ZM129 218V217H128ZM137 218H136V222H138L137 221ZM147 218V219H146ZM183 218V217H182ZM199 218H201V217H199ZM42 219V218H41ZM56 219V220H55ZM65 219V220H64ZM81 219V221L80 222H83V223H86L87 221V223H86V230H84L85 232L84 233H82L83 235H81V233L79 234V233H77L76 232V230H74L75 228H74V226H76V224H77V222L79 221V220ZM30 220V221H29ZM47 220V221H46ZM62 220H64V221H62ZM98 222H97V221ZM121 220V219H120ZM119 220V221H120ZM131 220V221H130ZM155 220V221H154ZM173 220H175L176 222H175V224L176 225H178V226H176V227H174L175 226V224L173 223ZM180 220V221H179ZM31 221L34 223V224H32L31 223ZM42 221V220H41ZM85 221V222H84ZM217 221H219V222H217ZM217 221H215V220H213V223L214 222H217V223H220V220H217ZM49 224H48V223ZM76 223L75 225H74V223ZM79 222V224L76 226V228H78V227H80V226H82V225H84L83 223H82V225H80L81 223ZM94 222V223H95ZM100 222H101V226H100ZM121 222V221H120ZM136 222H134V224H132L133 225V227H135V225H137V223ZM158 222V223H157ZM168 222V223H167ZM181 222V223H180ZM188 222V223H187ZM88 223H89V225H88ZM103 223V224H102ZM129 223V224H130ZM141 223V224H142ZM147 223V224H148ZM58 224H60V226L59 227H56L55 225H57L58 226ZM109 224V225H108ZM128 224V225H129ZM189 224H190V226H189ZM80 225V226H79ZM89 227H88V226ZM93 225L91 226L92 228H93ZM144 224H142V226H143ZM150 225L152 226V227H150ZM162 225V226H163ZM187 225H185L184 227L185 228H187V230H188V227H187ZM55 226V227H54ZM65 226H66V228H65ZM131 226V225H130ZM212 226V228H215L214 227V225L212 224L211 225ZM70 227V228H69ZM100 227V228H99ZM144 227V226H143ZM142 227V228H143ZM145 227V228H146ZM147 227V228H148ZM164 227V226H163ZM172 227H170L169 228V230L167 229L168 228V226H166V228L165 229H163V230H161L160 228H161V226H160V228L159 229H157V228H155L153 231H155V232H153L154 234H156L157 235V237H153V236H149V234L150 233H152L151 232V230H147L146 232L148 233L149 231H150V233L149 234H147L146 232H145V230L147 229H145L144 230V228H143V230H141V231H144L145 232V234L147 235V237H153V238H151L152 240L149 242V238H145V239H147V241L150 243V245H151V242L153 241L154 243H156V244H154V246H156L155 248H149V250H152V249H155L156 250V248H158V249H161V251L163 252V251H167L166 253H168V252H170V250L171 249H174V247H175V245L178 243V244H180L179 242H178V240L177 239H179V238H181L180 237V235L181 234H178V238H176V235H174L173 236V234L175 233V231H174V233H173V231H172ZM184 227H182V229L183 230H185L184 229ZM57 228H60L59 230L60 231H58V232H63V234H60V235H58V232L56 231V229ZM88 228V229H87ZM92 228L90 229L91 231H92ZM132 228V227H131ZM81 229H84L83 228V226H82V228ZM103 229H105L104 231L106 232V229L107 228H103ZM102 229V230H103ZM110 229V228H109ZM108 229V230H109ZM156 229H157V231H156ZM177 229V228H176ZM217 229V228H216ZM101 230V229H100ZM107 230V231H108ZM162 231V233H164L163 235L161 234V231ZM172 231V233L173 234H170V235H172L173 236V238L171 239V238H169V239H167L168 237H167V235H169L168 233H169V231ZM209 230V229H208ZM215 230V229H214ZM54 231V232H53ZM110 231V230H109ZM110 231V232H111ZM167 231H168V233H167ZM170 231V232H171ZM178 230H176V233H178L177 232ZM216 231V232H215ZM214 232L216 233V234H218V235H220L219 234V230H215ZM218 231V232H217ZM74 233V236H73V233ZM103 232V231H102ZM105 232H103V233H105ZM157 232H160V236H158L159 235V233L157 234ZM57 233V234H56ZM143 233V232H142ZM180 233V232H179ZM80 235L81 237H78V235ZM106 235H111L110 233L109 234H107V232L105 233ZM144 234V233H143ZM39 235H41L42 237H41V239L39 238ZM75 235H77V236H75ZM146 235H144L145 237H146ZM155 235V236H156ZM162 235V236H161ZM169 235V236H170ZM217 235V236H218ZM87 236V235H86ZM67 237H69V238H67ZM97 237V236H96ZM95 237V239H98V241L100 242V243H102L101 241H100V238H96ZM102 237H103V235H102ZM160 237V239H159V241H158V239L157 238H159ZM167 237V238H166ZM219 238L221 237V236H218ZM88 238V237H87ZM67 239V240H66ZM70 239V240H69ZM86 239V238H85ZM94 239V238H93ZM93 239H92V241L91 242H93ZM94 239V240H95ZM175 239V240H174ZM221 239V238H220ZM41 240V241H40ZM101 240L102 241H104L102 238H101ZM169 240V241H168ZM177 240V241H176ZM179 240H183V239H179ZM142 240H140L139 241V243H140V245H142L143 244V242H141ZM168 241V242H167ZM171 241H173L174 243H175V241L177 242L176 244H174L173 242H171ZM63 242V243H62ZM96 242V241H95ZM146 242V241H145ZM148 242L146 243V247H147V249H148V247H151L152 245H153V242H152V245L150 246L149 244H148ZM163 242H164V244H163ZM60 243H62V245L64 246V248H63V250L62 251H59V252H54V246H57V245H59ZM96 243H98V242H96ZM96 243H95V245H96ZM158 243V244H157ZM171 243H173L172 244V248L169 250V248H170V245L169 244H171ZM184 244V242H181V244ZM78 244V243H77ZM82 244V243H81ZM186 244V243H185ZM98 245V244H97ZM105 245H106V243H105ZM149 245V246H148ZM159 245L162 247H159ZM167 246V248H166V246ZM169 245V246H168ZM158 246V247H157ZM179 246V245H178ZM134 248H136L135 246H133ZM142 247H144L143 245H142ZM169 247V248H168ZM163 248H166V249H164L163 250ZM179 248V247H178ZM180 248L182 249L183 247L182 246H180ZM179 248V250H181ZM7 249V248H6ZM95 248H94V250H96ZM168 249V250H167ZM176 249V248H175ZM92 250H93V248H92ZM91 250V251H92ZM144 250V249H143ZM179 250H177V251H179ZM1 252V251H0ZM158 253V252H157ZM161 253V252H160ZM164 253V252H163ZM165 253V254H166ZM165 254H161L163 257H164V259H163V257L162 258H160V255H157L156 254V256L157 257H159L160 259H162V261H161V263L160 264H163L164 262H165V259L167 260V258L169 257V256H167L166 257V255ZM215 255H216V253H214ZM214 254H209L208 256H209V258H208V256H207V258L208 259H206V263L205 264H216L217 262H218V260H219V262L217 263V264H235L234 263V259H235V262H236V264H240L241 263V261L239 260V258H238V254L236 253L235 255H237L236 257H235V255H231V254H228L229 256L227 257V253L225 254L224 253V257H219L218 255V257H219V259L216 257L215 259L213 258L215 255ZM219 254V253H218ZM219 255H221V254H219ZM226 255V256H225ZM144 256V255H143ZM154 257L153 259H157V257ZM171 256H173V255H171ZM175 256V255H174ZM174 256L172 257V259H174ZM147 258H146V260H144L143 258H142V256H139V261L138 260H136V263H138V264H144V262H146V264H150V263H147L149 260L148 259H150L151 260V258H149L148 256H146ZM210 257L211 258H213V260L212 259H210ZM239 257H241V255H239ZM257 257V256H256ZM255 256H254V259H253V256H251V257H249L250 258V261H251V263L253 264V261L255 262L256 261V258ZM262 257V258H261ZM110 258V257H109ZM113 258V257H112ZM170 258V257H169ZM178 258V255H177V257H175V259L177 260V262H181V259H180V261H178L179 259H177ZM227 258V259H226ZM229 258L231 259H233V260H229ZM237 258V259H236ZM245 258H246V256H245ZM256 258V259H255ZM258 258H260L261 260H263L264 261V258H263V256H260V257H258ZM141 259L142 260H144V262L142 263L141 262ZM160 259H159V261H160ZM172 259H170V262L172 261ZM211 261H210V260ZM218 259V260H217ZM100 260V261H99ZM109 260V264H110V260H111V258L110 259H108ZM164 260V261H163ZM176 260H173L176 264H180V263H177L176 262ZM241 260H243L242 258H241ZM245 260V259H244ZM261 260H258V261H261ZM113 261V260H112ZM138 261V262H137ZM155 261H157V260H155ZM207 261H210V262H207ZM228 263H227V262ZM116 263V261H113V263ZM140 262V263H139ZM163 262V263H162ZM168 261H166V264H168L167 263ZM169 262V264H171ZM184 262H186V261H184ZM229 262H231V263H229ZM135 263V264H136ZM155 264L154 263V260H153V262L151 261V264ZM174 263V264H175ZM187 263V262H186ZM258 264H259V262H257ZM256 262L254 263V264H257ZM111 264H112V262H111ZM156 264H158L157 262H156ZM243 264V263H242Z\"/></svg>",
  "mask_w": 264,
  "mask_h": 264
}]
</instances>
